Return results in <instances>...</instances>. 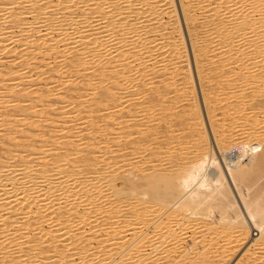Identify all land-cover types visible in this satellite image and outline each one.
<instances>
[{
  "label": "bare ground",
  "instance_id": "bare-ground-1",
  "mask_svg": "<svg viewBox=\"0 0 264 264\" xmlns=\"http://www.w3.org/2000/svg\"><path fill=\"white\" fill-rule=\"evenodd\" d=\"M20 0H0V35L2 36V35H4V38H0V48L1 49H7V47H8V43H14L15 42V40H16V42L20 39L19 38V36L17 37L16 36V34H15V29L14 28H20L19 30H20V32H18V34L19 33H21V30H24L27 34H26V36H24V35H22L25 39H27V38H29V37H32L35 33L38 35V37H34V36H36V35H34L33 37V39H31V42L32 43H30V45H29V43H28V46H29V49L31 50L30 51V53L32 52V47H31V45H36V48L38 47L39 48V50H42V49H44V48H42V47H45V48H47V49H49L50 48V50L51 49H56L57 47H56V44H57V42H59V41H61V40H64V41H66L67 42V40H69L70 42H68V43H71V42H73V43H75V44H73V45H75V49H76V47H77V52L76 53H72L73 55H74V57L76 58V57H83V59L81 60V62H85L84 64H82V63H79L80 62V58H78V59H76V61H74V59H73V57L70 59V58H68V59H65V60H68V61H71L70 62V64L71 63H73V61H74V63L76 62L77 63V60H79V62H78V65H79V67H77V70L80 68V64H82V69L83 70H87V69H89V70H92V72L94 73V72H97V77H96V75H95V77L94 78H98L99 77V79H100V81L99 82H105V83H107L106 82V78H108V79H112V76L110 75V74H108L107 72H106V70L108 69V68H110L111 67V65L113 66L114 65V63H117L116 61H118V62H122V61H124V63H121L122 65H123V69H122V72H121V75L119 74L120 73V71H119V73H118V70H117V72L116 73H118V76H113L114 77V81H111V79L109 80V81H111V83L109 82V83H107V84H103V88H101V90H100V92H99V94H100V99L101 100H103L105 97H107V98H105L103 101V105H104V108H105V105L107 104L106 102H107V100L106 99H109L110 97H112V98H114V99H116V100H118V101H116L115 102V104L118 102V104H117V106H114V107H117V108H113V105L111 106L113 109V111L110 109L111 107H108V105L110 104V103H108L107 104V106H106V108L107 109H105V110H111L110 112H107L106 111V113H105V110L104 111H101V113L102 112H104V116L106 117V120L107 119H112V121H114L115 122V124H117L118 126H120L121 127V129L122 130H120L119 129V127H118V129L116 128L115 130H114V128H113V131L114 132H116L115 133V135L117 134V132H118V134H117V136H114V134H111V135H113V137H112V139L115 137L116 139L118 138V140H120V142H118V143H120V144H122V142H124V144L126 145V147L127 146H129V148L133 145H135V144H137V143H134L133 142V140H132V142H131V145H130V141H129V143H128V141H127V136H129L128 138H130L131 137V135H132V133L134 132L132 129L133 128H138L139 126H138V123L137 122H139V120H141V119H139V117L137 118V117H134V116H131L130 114H128V112H130L129 111V109H128V107L130 108V110L132 109V107L130 106L131 105V103H135V102H133V99L132 98H134V97H132V96H130L129 95V97H132L131 99V101H129V102H131L130 104H129V102L126 100V103H125V101L124 102H119V101H121L122 99L124 100L125 98H127L126 96H124L123 98H122V96L124 95H122L121 94V92H120V90H122V91H124V89L123 88H125L126 87V85L128 84V82L131 80L132 81V83L133 82H137L138 80L137 79H139V78H137V79H135L136 81H133L134 79L133 78H136V77H134V76H136V74H138V72L140 71V69H143L144 67H142V68H140V66H139V68H138V72H136V74L134 73V76L133 75H130V77L131 76H133L130 80H129V74L132 72L131 70L133 69V68H137V66H133V68H132V66L130 67V65L132 64V62H133V60L134 59H142V57H144V56H146L147 55V53H149L150 54V51H151V49L153 48L152 47V43L154 42V40H151V39H154L153 38V36H152V34H154L153 32H154V30L156 31V27L158 26V27H162V26H164L165 27V25L167 24L168 25V23L170 22H168V21H166V23H165V21H163L164 22V25H161L162 23L160 22V20L163 18V16H162V18H161V15L165 12L166 13V7H165V5L167 4V5H169V4H171V7L169 8V6H168V12H169V14L167 15L168 16V19L167 20H171L172 19V16H175L176 15V13H177V15L179 14L178 12H177V1L175 2V0H58V4H59V6L61 5V7H62V9L65 11L66 9H67V11L66 12H68L69 11V9H73L72 11H74V9H75V12H77L78 10H76V8L78 9H81V11L79 10V12H80V14H77V13H75V12H71L72 14H65L64 13V16H62V14L60 15L61 17H62V19H60L59 18V15H58V13L57 14H55V15H50L49 13H51V14H53L52 13V8H54L52 5H50L49 3L50 2H48L49 0H26V1H28V5L27 6H29L28 8V11H25V9H24V11H18V9L20 10L21 9V7L19 8H17L16 6H17V3L19 2ZM26 1H23L24 3L26 2ZM57 1V0H56ZM89 1H91V3H88ZM188 1H190V0H188ZM191 1H193V0H191ZM203 1V0H202ZM205 1V0H204ZM204 1H203V3H204ZM207 1V0H206ZM205 1V2H206ZM209 1H212V0H209ZM52 2L53 3H56V2H54L53 0H52ZM194 2V1H193ZM197 2V1H196ZM217 4H216V3ZM215 2H214V0H213V3H215L217 6L216 7H211V11H212V9H213V12L212 13H214V14H211V11H209L210 12V14L212 15V16H210L209 15V12H208V10L206 11V12H208V13H206L205 11V13H206V15H208V16H210L212 19H213V16H216V17H214L215 18V20H213V22H212V20H211V25H213L214 26V24H215V26L216 27H214V28H216V29H214V33H216L215 32V30L217 31V36H216V34H215V37H220L221 39V45L220 44H216L217 42L219 43V38H218V40L215 42V44H216V46L218 47V46H220V47H222L223 49L221 50L222 51V54H226V57H225V55H224V59H222L221 60V58L223 57V56H221V55H219V54H217L219 57L221 56V58H219L218 56V58L221 60V62H216L215 64H213V67L216 65H219V63H220V67H218L217 66V70L216 71H214V72H219V75H221L222 74V76L224 75L223 73H220V71H222V67L223 66H229V65H231V64H237V67H235L236 66V64L233 66H231V68H233L234 70H229L230 69V66H229V68H227L228 69V75L230 76V71H232V74L233 75H235L234 77H232V76H230V78H229V80H228V82H230L232 79L231 78H233V80L235 79V81H233L232 80V82H233V88L232 87H230L229 85L231 84L232 85V82L231 83H229L228 84V82H227V84H228V87H225L226 86V84H220L219 82H217V83H215L216 85H218V84H220V88H221V86H222V90L221 89H219V90H221V92L219 93V92H217V93H213L215 96H214V98H216L215 100H213V101H216V102H214V103H218L219 105H220V103L222 104V102H221V100L223 99V98H221V100H220V103H219V101H218V98L216 97V96H221L220 94L222 93V91H223V85H225L224 87H225V89L226 90H224L223 91V95L222 96H224V93H225V91H227V89L228 88H230L231 90L230 91H232V90H234V83L236 82V84H238L239 85V87H238V85L236 86V88H235V91L236 90H238V88H239V90H242V92L245 90V89H247V91L248 90H250V89H252V90H250L251 92H249L248 93V96L246 95V93H247V91H246V93H245V95L244 96H242L243 94L242 93H240V94H242V95H239V96H242V97H240V98H238L239 100H236V102H233V104L231 105V103H232V101L230 102V104H229V102H226V101H228L230 98H228L231 94V97H232V99L234 98V96H233V93L235 92H231V94L227 97L226 95L224 96V99H226V97L228 98V99H226V103L227 104H229V105H227L226 107H224L223 106V108L221 109V111H222V114H223V120L221 121L222 123H220L219 124V120H218V124L215 126V130H216V134H215V137H213L214 138V140H212L211 139V137L209 136V133L207 132V128H206V123H205V120H204V118H203V116L201 115V111H199L200 109L199 108H201V106H200V104H199V100L198 99H195V101H194V103L192 104L193 105V107H194V109H196V111H197V113L196 114H198V111L200 112L199 113V115H198V119H199V121L197 122V127H198V125H200L201 127V129L196 133V134H193V130H191L192 129V127H190L191 129H190V131L192 132V133H190V134H188V137H189V139H188V141H181L180 139V137H179V139H178V142H176V144L173 142V141H170V137H169V139H168V142L167 141H165L166 142V150H165V148L164 147H162V148H164L163 150L164 151H161L162 149L160 148L161 147V145H157V148L155 149V148H153L152 149V145L150 146V144H152L150 141L151 140H149L148 142H150V143H146V142H143L144 144H145V146H146V148H147V146H148V144H149V146L151 147V149H150V151L148 152V155H150V159H148V160H143V159H141V157H142V154L138 151L139 149H140V147L142 148V146L144 147V144L141 146L140 145V147H139V149L138 148H136V147H138L137 145H135L134 147L135 148H132L133 149V151H138V152H134V153H136V154H132L133 156L135 155V156H137V154H138V156L140 155V157H138V158H140V159H127V157L126 156H123L124 157V159H123V157L122 156H120V158H122L121 160H123V161H118L116 158V161H114V163H112V164H109V165H113V167H112V169L110 170V173L108 174V175H105V174H107L108 172H102V170H98V169H96V170H94L93 168H95L96 166H98V165H95V163H97V162H95L93 159H91V158H89L88 157V154H84V156H77L78 154H80V153H84V152H82V147L80 148L79 146H82V145H85V143L84 144H80L82 141H84V140H77V138H76V140L78 141V142H80V143H78L77 141L75 142V136L73 137V139L74 140H72L71 138H72V136H71V138H70V136H67V138H64V140L66 139V140H68V141H71L72 140V142H70V145H69V142H68V145L70 146V148L72 149L74 146H77V148L76 147H74L75 149H78V151H79V153L76 155L75 153V158L74 159H77L76 157H79V158H82L81 160L78 158V163H81V162H85V164H86V166L87 167H93L92 169L94 170V171H96V173H97V177H96V173H95V178L93 179V182H94V180L97 178V183H95V184H91V185H89V184H87V181H85V180H83V182H82V180L81 179H85L86 177V175H82L81 177H85V178H81L80 179V175H81V171H83V170H81L80 171V173H78V172H76V171H74V170H71V168H70V166H69V168H65L66 170H61L60 169V166H58L57 164H59V162L58 161H56L55 160V157H53V159L52 158H50V159H52V162H50V163H52L53 165H57V167L55 166V169H57V170H55L54 168H52L54 171H57V172H52V170H50V167H48L49 165H50V163H44V162H46L44 159H42L43 158V156L44 155H42V157H41V161L42 160H44V162H42V164L40 163V162H38L37 163V161H36V163H34V159L35 160H37L38 158H39V152H37L38 150V148L36 149L35 147H34V150L38 153V154H35L36 155V158H37V156H38V158L36 159V158H28L27 156L23 159H20V161L17 163V164H12V165H10V163H9V165H6V164H4V161L5 160H7L8 159V157L9 156H11V154H13V153H17V152H15V150H16V148L15 149H12L11 147V151L12 150H14L13 152H11L10 150H8V149H6L4 152L5 153H7L6 155H9L10 154V152H11V154L7 157L6 155H4V157L6 156L7 157V159H6V157L4 158L3 156H2V154H1V159H2V161H1V159H0V206L2 205V206H5V207H3V208H1L0 207V220L1 219H3V213H2V211L4 210V209H9L10 208V210L12 209V208H16V210L14 211V212H16L17 214H18V209H20L21 211H19V212H21L22 214H25L24 212H22V211H24V210H26L25 212H29L28 214L30 215V213H31V215L33 214V216H35L34 214L36 213L37 215H39V216H41V218H43L44 217V219H41V220H46L47 218H48V216L46 215V214H44L43 215V210H42V205L43 204H41V203H44V205H46V206H44L45 208H43L44 209V211L46 212V210L47 209H51L54 205H58V204H60V206H61V203L59 202L61 199H65V200H68V198H69V200L70 201H68V203L69 202H71V200L72 199H70V196H71V198H73L74 200H75V196H79L78 195V193L79 194H81V196H80V200H78V201H80V202H82L83 201V203H80V205L81 204H84V203H86V202H84L85 200H86V198L88 197L89 198V196L88 195H95V196H91V197H94L95 199H96V195L97 196H99V200H97V201H94L92 198H90L91 200H93L92 202H98V201H103V199H105V198H107V197H105V191H104V189H106L105 187H107V188H109V191H112L111 193L113 194V195H111V196H113L115 199H113V200H111V202H109V207H106V208H103V206L101 207V206H91L90 205V203L91 202H89L88 203V198H87V203H88V205L86 204V207H87V209L85 208V206H82V207H84L85 209V211L83 210H80L79 211V209H75V213H76V216L78 217V219L80 220V222H82V225L80 226V227H83V228H85V226L83 225V224H89V233H91L92 232V229L93 228H96L95 226L97 225L98 227H100V228H98V229H100L101 231H102V233H101V231L99 232L100 234H98V235H101V236H98V235H96L97 233H95L94 231H93V233H95V234H92L91 233V235L92 236H94L95 235V237L96 236H98V237H101V239H98L97 241L95 240V243L97 244V242H98V245L97 246H93V247H96V248H93V250H92V247H89L90 245H92L91 243V240L92 239H90V238H92L91 236L89 237V235H88V239H83L82 240V242H84L83 243V246H81L80 248L79 247H77V245H76V243L77 242H75V240H74V243H72V241H71V245L70 246H72V244H73V247H69V244L70 243H67V239L69 240V239H71V236H72V233H67L66 234V232H64V231H62V232H60V234L59 233H57V230H56V232L55 233H57L56 235L58 236V238H57V236L56 237H53L52 235H54V231L52 232V230H50V234H52V235H50V234H47V233H45V234H47L48 235V239H46V241L45 240H40L41 238H44V236H43V234L41 235L42 237L39 239V241H36V242H39L38 243V252L39 253H43V252H46V254L48 253V252H50L51 253V251H53L52 253H53V258L55 257V259H53L52 258V260L54 261V260H56V261H58V262H62V263H65V261H67L69 258H71L72 256H75L74 254L76 253V252H73L75 249H79V251H80V255L81 256H79L80 257V261L78 262V263H80V264H88L87 263V259H90V258H92V256H93V258H96V259H94L93 260V262L94 261H96V262H94V264H104V263H102V262H108L107 264H144V262L145 261H147V260H150L151 258H152V256H158V257H156V258H159V259H157L158 261L160 260L161 261V259L162 258H166V259H170L171 260V263L170 264H178V262L176 263V261H177V259H175V258H177L178 256L180 257V256H182V258L180 259V258H178V261H180L181 262V260H182V262L180 263V264H215V262H219V263H222V261H224V258H227V259H229L228 257L230 256V255H232L233 253H234V251H235V248H236V246L237 245H241V244H243V243H240V244H238L240 241H243V240H245V241H243V242H245L246 243V245H247V242H250V245H249V247L248 248H246L245 249V251L242 253L243 254V257H242V259L241 258H239V262L237 263V264H259V263H257V262H259V261H257V260H259L260 259V261H261V258L264 256V0H215ZM20 3V2H19ZM22 3V2H21ZM23 3V4H24ZM56 3V4H57ZM169 3V4H168ZM202 5H204L202 2H200ZM208 3H210V2H208ZM57 4V5H58ZM194 4V3H193ZM198 5H199V2L197 3ZM197 4H195L196 6H192V8H196L197 7ZM215 4H214V6H215ZM19 5V4H18ZM20 5H22V4H20ZM25 5V4H24ZM25 5V6H26ZM53 5H55V4H53ZM178 5H180V7H181V9H184L183 11H184V19L186 20V22H187V20L188 19H190L191 17H190V15L192 14V13H194L193 11H191V12H189V8L190 9H192L191 7H189L188 8V5H192L191 3L189 4L186 0H179V2H178ZM201 5V6H202ZM56 6V5H55ZM209 6H211V4H209V5H207L206 4V7H208V9L210 10V8H209ZM165 7V8H164ZM200 7V6H199ZM204 7H205V5H204ZM24 8V7H23ZM202 8H203V6H202ZM57 9H59V8H57ZM56 9V10H57ZM204 10H205V8H203ZM203 9H199L198 8V10H196L197 12L198 11H200V12H202L203 11ZM23 10V9H22ZM162 10H165L163 13H162ZM194 10V11H195ZM59 11V10H58ZM195 11V12H196ZM167 12V13H168ZM203 12V13H204ZM35 14L34 15V17H33V20H29V18H27V16H29L30 14ZM62 13V12H61ZM69 13V12H68ZM186 13H189V14H186ZM202 13V14H203ZM28 14V15H27ZM40 14H42V17L44 16V15H46L47 14V16L45 17V19H43L42 20V24H38V21H36V19H37V16L38 15H40ZM196 14V13H195ZM199 14V16L197 17V18H203V16L204 15H202V14H200V13H198ZM66 15H68L69 17H67V18H64ZM180 15V14H179ZM202 15V17H200ZM205 15V16H206ZM33 16V15H32ZM193 16V15H192ZM204 16V17H205ZM208 16H206L205 18L206 19H208V18H210V17H208ZM39 17V16H38ZM41 17V16H40ZM41 17V18H42ZM43 17V18H44ZM177 18L179 17V16H176ZM41 18H39V19H37V20H40ZM91 18H93V19H91ZM183 18V17H182ZM205 18H203V19H199L198 21L200 22V26L202 27V26H204L203 24H204V20H205ZM31 19V18H30ZM83 19V20H82ZM179 20V19H178ZM177 20V21H178ZM180 20H181V18H180ZM184 20V21H185ZM191 20H193V19H190V21ZM81 21H83V22H81ZM201 21H203V22H201ZM6 22V23H5ZM78 22L79 23H83V24H85L84 26H81L82 24H78ZM94 22V23H93ZM175 22V21H174ZM192 23H194L193 21H191ZM190 22V23H191ZM205 22H206V20H205ZM208 22H210V21H208ZM2 23H5L6 25V27L8 26L9 28H11L10 29V31H6L5 32V34L3 33L4 31H2L3 29V27L1 26L2 25ZM172 23V22H171ZM177 23H179V21L177 22ZM177 23H176V28L174 29V30H177L176 32H174V34H176L177 33V37H175V38H177L176 40L178 41H180L179 43H181V45H179V44H177L178 42H176V40H175V47H174V44H173V49H172V52H173V55L175 56V57H181L182 59H189V57L188 56H190L189 55V48H187V47H185V46H183V44H184V42H186V41H183V34H184V32L183 31H181V29H182V27L180 28L178 25H177ZM191 23V24H192ZM201 23H203V24H201ZM207 23V22H206ZM8 24V25H7ZM77 24L78 25H80L81 27L79 28V26H77ZM179 24H182V23H179ZM190 24V25H191ZM196 24V23H195ZM208 24V25H207ZM205 26L206 27H203L202 29H208V30H203V35H205V33L207 34L208 32H211L210 30H212L213 31V28L212 29H209L208 27H210L209 26V24L210 23H207ZM154 25H156V26H154ZM166 25V26H167ZM187 25V24H186ZM192 26H193V24H192ZM199 26V27H200ZM2 27V28H1ZM42 27H43V29H42ZM190 27V26H189ZM196 28V27H195ZM211 28V27H210ZM17 29V30H18ZM192 29H194V28H192ZM5 30V29H4ZM14 30V31H13ZM157 30H158V28H157ZM173 30V31H174ZM183 30V29H182ZM195 30V29H194ZM197 30V29H196ZM196 30H195V33H196ZM199 30H200V28H199ZM24 31H23V33H24ZM162 31V28H161V30L160 31H158V32H161ZM206 31V32H205ZM208 31V32H207ZM166 32V31H165ZM183 32V33H182ZM194 33V31L192 30L191 31V33ZM205 32V33H204ZM152 33V34H151ZM172 33V32H171ZM192 33V34H193ZM48 34H51V36H52V34H53V36L50 38V39H45L46 37H44L43 38V36L44 35H48ZM151 35V39L149 38L150 36H148V35ZM198 34V33H197ZM210 33H208V35H209ZM161 36H162V34H160ZM159 35V36H160ZM164 35V34H163ZM169 35V34H168ZM211 35H213V33L211 32V34H210V36ZM155 36V35H154ZM156 36H157V32H156ZM155 36V37H156ZM185 36V35H184ZM193 36V35H192ZM197 36V35H196ZM196 36H195V38H196ZM198 36H199V34H198ZM200 36H202V35H200ZM22 37V38H23ZM174 37H172V38H174ZM190 37V36H189ZM194 37V36H193ZM215 37L214 38H211V39H214L215 40ZM17 38H19L18 40H17ZM156 38H158V37H156ZM161 38V37H160ZM170 38V40H168V41H173V39H171V37H169ZM202 38H204V37H202ZM206 38V37H205ZM15 39V40H14ZM65 39H67V40H65ZM163 38H161V40H162ZM190 39H192V38H190ZM196 39H199V38H196ZM201 39V38H200ZM23 40V39H22ZM38 40V41H37ZM159 40V39H158ZM194 40V43H195V39H193ZM6 41H8L7 43H6ZM14 41V42H13ZM33 41H36V42H40L39 43V45H38V43H35V42H33ZM63 41V42H64ZM157 41V40H156ZM163 41V40H162ZM166 41L167 40H165V47H167V44H170L169 42L168 43H166ZM197 41V40H196ZM203 42V44L207 41L208 42V40H202ZM213 41V40H212ZM27 42V41H26ZM199 42V41H198ZM210 42H211V40H210ZM209 42V43H210ZM20 43V42H19ZM18 43V44H19ZM23 43H25L24 41H23ZM35 43V44H34ZM159 43V42H158ZM191 43H193V41L191 42ZM193 43V44H194ZM201 43V42H200ZM200 43H197L198 45L200 44ZM202 43H201V45H202ZM214 43V42H213ZM207 46H209L208 45V43H205ZM20 45H23V44H21L20 43ZM38 45V46H37ZM67 44H65V47L67 48V46H66ZM117 45H118V47H117ZM155 46H157V47H155V50H157V49H159V47H161L160 46V44H158V45H156V44H154ZM201 45H200V47H201ZM213 45V44H212ZM212 45H211V47L210 48H213L212 47ZM25 46V45H24ZM27 46V45H26ZM26 46L24 47V48H26ZM79 46H81V47H79ZM163 46V45H162ZM169 46V45H168ZM172 46V45H171ZM195 46H196V44H195ZM65 47H63V48H65ZM69 47V46H68ZM71 47V48H70ZM69 48H68V51L70 50L71 51V49H73V46L71 45ZM206 46H203L202 45V48L204 49L203 50V52L202 51H200L201 53H207L205 50H208V48L206 49L205 48ZM9 48H12V50L13 49H15V48H13V47H9ZM8 48V50H10L11 51V49H9ZM20 48V47H19ZM40 48H42V49H40ZM65 48V49H66ZM157 48V49H156ZM172 48V47H171ZM215 48V47H214ZM213 48V50H219L220 48H218V49H214ZM0 49V50H1ZM28 49V50H29ZM33 49H35V48H33ZM60 50H61V48H59ZM168 49H169V47H168ZM197 49V48H196ZM200 50H201V48H199ZM198 49V50H199ZM4 50H1V51H4ZM24 50H26V49H24ZM36 50L37 49H35L34 51H33V53L35 54V52H36ZM39 50H37L38 52H39ZM56 50H58V49H56ZM59 50V51H60ZM210 50V49H209ZM208 50V51H209ZM213 50H211V51H213ZM6 51V50H5ZM14 51V50H13ZM45 51H49V50H45ZM45 51L43 50V51H40V52H42V54H43V52L45 53ZM51 51H53V50H51ZM64 52L65 51H67V49L66 50H63ZM154 51V50H153ZM167 51V50H166ZM190 51H193L194 52V54L196 55V51L193 49V45H192V49L190 50ZM205 51V52H204ZM210 51V54L211 53H215L214 55H213V57H215V55H216V53L218 52V51H214V52H211ZM220 51V50H219ZM16 52V51H15ZM14 52V53H15ZM24 52V51H23ZM22 51H20V52H17V54L19 55V53L21 54V53H23ZM26 53H27V51H25ZM38 52H36L37 54H39ZM54 52H55V50H54ZM54 52H51V53H54ZM57 52V51H56ZM55 52V53H56ZM62 52L63 54H61V55H65V53L66 54H68V52ZM72 52V51H71ZM155 52V51H154ZM158 52H159V50H158ZM168 52V51H167ZM1 53H4L5 54V52H1ZM7 53V52H6ZM48 53V52H47ZM151 53H153L152 51H151ZM200 53V54H201ZM219 53V52H218ZM12 54V53H11ZM16 53L14 54L15 55V57L17 56L18 58H20L18 55H17ZM34 54H32V55H34ZM37 54H35L36 56H37ZM46 54V53H45ZM71 53H69L68 55H72ZM153 54H155V53H153ZM163 54V53H162ZM198 54V53H197ZM199 54V55H200ZM208 54V53H207ZM207 54H205V55H207ZM220 54H221V52H220ZM3 55V54H2ZM1 54H0V56H2ZM7 55H10V52H8L7 54H6V56ZM23 55V54H22ZM48 55H50V54H48ZM52 55H54V54H52ZM51 55V56H52ZM68 55H66V56H68ZM72 55V56H73ZM173 55H171V56H173ZM204 55V54H203ZM31 56V55H30ZM55 56V55H54ZM57 57H59L60 55H56ZM151 58H153L154 57V55H149ZM148 56V57H149ZM202 56V55H201ZM23 57V56H22ZM28 57H29V55H28ZM33 57V56H32ZM32 57H30V58H32ZM62 57V56H61ZM86 57L87 58H90L92 61H93V64H95V65H93V64H91V66L89 65L88 66V63H89V61L86 63V60L85 61H83L84 59H86ZM147 57V58H148ZM174 57V58H175ZM212 57V56H211ZM212 57V58H213ZM217 57H216V59H217ZM24 58H27L26 57V55H25V57H23V60H24ZM36 58V57H35ZM43 58V57H42ZM52 58V57H51ZM64 57H62V59H63ZM169 58V57H168ZM180 58V59H181ZM197 58H199V57H197ZM205 58V57H204ZM211 58V59H212ZM13 58L11 57V60H12ZM16 59V58H15ZM28 59V58H27ZM38 59V58H37ZM36 59V60H37ZM61 59V58H60ZM130 59H132V60H130ZM156 59V58H155ZM170 59V58H169ZM178 59V58H177ZM176 59V60H177ZM202 60H203V58H201ZM208 59L209 60H211L209 57H208ZM215 58H214V61L216 60ZM0 60H2L1 58H0ZM5 60H6V58H5ZM30 61H32V59H29ZM34 60V59H33ZM36 60H34V61H36ZM41 60V59H40ZM46 60H48V59H46ZM50 60V59H49ZM52 60V59H51ZM55 60H56V58H55ZM58 60V59H57ZM65 60H63V61H65ZM143 60V59H142ZM152 60H154V59H152ZM164 60V59H163ZM167 59H165V61H166ZM171 60V59H170ZM175 60V61H176ZM190 60V59H189ZM224 60V61H223ZM225 60H226V62H225ZM10 61V60H9ZM20 61H22V60H20ZM19 61V62H20ZM38 61V60H37ZM53 61V60H52ZM60 61H62V60H60ZM62 61V62H63ZM135 61V60H134ZM141 61V60H140ZM144 62L145 61H147V62H149L147 59H145V60H143ZM164 61V62H165ZM172 61H174V59L172 60ZM171 61V62H172ZM208 61V60H207ZM213 61V60H212ZM212 61L209 63V65L212 63ZM213 61V62H214ZM217 61V60H216ZM219 61V60H218ZM222 61L225 63V64H223L222 63ZM19 62H16V64L17 63H19ZM24 62V61H23ZM22 62V63H23ZM42 62H44V59H43V61ZM61 62V63H62ZM160 62V61H159ZM170 62V63H171ZM181 62V61H180ZM183 62V61H182ZM185 62V61H184ZM187 63H188V61H186ZM186 62H185V64H186ZM200 62V61H199ZM1 63V62H0ZM2 63H3V61H2ZM0 64V65H3V64ZM15 63V62H14ZM21 63V64H22ZM39 63V62H38ZM47 63V62H46ZM59 63V62H58ZM75 63V64H76ZM137 63V62H136ZM157 63H158V61H157ZM168 63H169V61H168ZM191 62H189L188 64L190 65V67H192L191 66V64H190ZM202 62H200V64H201ZM204 63L205 64H202V65H207L206 67H208L209 65H208V63L207 62H205L204 61ZM207 63V64H206ZM218 63V64H217ZM15 64V65H16ZM44 64H45V62H44ZM48 64V63H47ZM49 64H50V62H49ZM48 64V65H49ZM75 64H71L72 66H77V65H75ZM85 64H87V65H85ZM140 64L141 65H143L142 64V62H140ZM145 64V63H144ZM166 64H167V61H166ZM166 64H164V65H166ZM199 64V63H198ZM199 64V65H200ZM35 65H38V64H35ZM97 65V66H96ZM164 65H163V67H164ZM176 65V64H175ZM197 65V64H196ZM22 66V65H21ZM21 66H20V69H21ZM25 66H27V65H25ZM24 66V67H25ZM39 66V65H38ZM41 66V65H40ZM47 66V65H46ZM45 65H44V68L46 67ZM56 66V65H55ZM92 66H93V68H92ZM117 66V65H116ZM119 66V65H118ZM117 66V68H119ZM145 66H147V65H145ZM150 66V65H149ZM198 66V65H197ZM0 67H2V66H0ZM4 67V66H3ZM0 68L1 70H5L4 68ZM9 67H11V65L9 66ZM36 67V66H35ZM42 67H43V65H42ZM42 67H40V68H42ZM48 67V66H47ZM57 67V66H56ZM55 67V68H56ZM58 67H59V65H58ZM58 67H57V69H58ZM94 67H96V68H94ZM152 67V66H151ZM167 67V66H166ZM183 67V66H182ZM181 67V68H182ZM200 67V66H199ZM206 67H204V68H206ZM226 67H224V70H225V68ZM37 68V67H36ZM53 67H52V65H51V70H53L52 69ZM54 68V69H55ZM147 68V67H146ZM145 68V69H146ZM156 68V67H155ZM155 68H153V69H155ZM157 68H158V66H157ZM156 68V69H157ZM161 68V67H160ZM203 68V67H202ZM203 68V70H205ZM209 68L211 69V67L209 66ZM219 68H222L221 70H218ZM12 69L13 68H11V71H12ZM59 69H60V67H59ZM64 69V68H63ZM66 69V68H65ZM70 69V68H69ZM68 69V70H69ZM75 69H76V67H75ZM74 69V70H75ZM111 70V74L112 73H114L113 72V70L112 69H114V71H115V69L116 68H110ZM147 69H149V67L147 68ZM153 69H151V71H153ZM174 69H177L176 67L175 68H173V70ZM179 69H180V67H179ZM179 69H177V70H179ZM184 70H185V68H183ZM182 69V70H183ZM189 68H188V66H187V73H190L189 72V70H188ZM199 69H201V67L199 68ZM199 69H197V71L199 70ZM207 69V68H206ZM209 69V70H210ZM215 69V68H214ZM226 69V70H227ZM10 70V69H9ZM14 70V69H13ZM17 70H18V68H17ZM16 70V71H17ZM23 70V69H22ZM21 70V71H22ZM43 70V69H42ZM41 70V71H42ZM109 70V69H108ZM134 70V69H133ZM137 70V69H136ZM161 70H162V72H164V70H163V68H161ZM167 71H170L169 69H166ZM183 70V71H184ZM185 70V71H186ZM208 70V71H209ZM223 70V71H224ZM15 71V72H16ZM20 71V70H19ZM20 71V72H21ZM31 71V70H30ZM38 71V70H37ZM45 71V70H44ZM54 71H56V70H54ZM61 70H59V71H57V72H60ZM72 71V70H71ZM76 71V70H75ZM143 71H144V69H143ZM151 71H149V72H151ZM179 71H181V70H179ZM191 71V70H190ZM212 71V70H211ZM211 71H209L210 73H211ZM5 72V71H4ZM20 72H16L17 74H19ZM23 72H24V70H23ZM29 72V71H28ZM28 72H26V74L28 73ZM46 72H49L50 73V71L48 70V71H46ZM65 72H66V70H65ZM78 72H81V71H79L78 70ZM91 72V71H90ZM134 72V71H133ZM149 72H146L145 71V73H149ZM160 71L159 70H157V73H159ZM171 72H172V70H171ZM178 72V71H177ZM192 72V71H191ZM203 72V71H202ZM205 72V71H204ZM12 73H13V71H12ZM12 73H11V75H12ZM16 73H13V74H16ZM38 73H40L41 74V72L39 71ZM38 73H36V74H38ZM43 73V72H42ZM45 73V72H44ZM61 73H62V71H61ZM71 73H73V72H71ZM76 73H77V71H76ZM141 73H143V72H140V74ZM156 73V71H155V74H157ZM174 73V72H173ZM173 73H172V75H171V73L170 74H168L173 80L176 78H173L172 76H173ZM176 73V72H175ZM198 73H199V71H198ZM200 73H201V71H200ZM205 73H207V72H205ZM204 73V74H205ZM217 73H215V74H217ZM1 75H6V73L5 74H3V72L2 73H0ZM7 74H8V72H7ZM22 73H20L19 74V77L20 78H18V79H23L22 78V75H21ZM23 74H25V73H23ZM30 74V73H29ZM28 74V75H29ZM60 73H58L57 75H59ZM62 74H64V73H62ZM78 74V73H77ZM79 74H82V73H79ZM151 73H149V75H148V77H150L151 75H150ZM191 74V73H190ZM201 74H203V73H201ZM214 74V75H215ZM231 74V75H232ZM39 75V74H38ZM74 75H76V74H74ZM94 75V74H93ZM99 75V76H98ZM110 75V76H109ZM120 75V76H119ZM154 75V74H153ZM152 75V77H153V79H156V78H154V76ZM175 75V74H174ZM182 75V74H181ZM180 75V76H181ZM192 75V74H191ZM207 75V74H206ZM205 75V76H206ZM218 75V74H217ZM225 75H226V77L228 76L227 74H226V72H225ZM224 75V76H225ZM2 76V77H3ZM18 76V75H17ZM35 76V75H34ZM41 76V75H40ZM40 76L38 77V78H40ZM43 76V75H42ZM46 76H47V74H46ZM51 76V75H50ZM49 76V77H50ZM68 76V75H67ZM72 76V75H71ZM86 76V75H85ZM91 76V77H90ZM182 76H185V78H187V76L186 75H182ZM189 76V75H188ZM203 76V75H202ZM202 76H200L201 78H202ZM212 76H213V74H212ZM222 76H220V77H222ZM223 76V78H221V80H223L224 78H226V77H224ZM5 77V76H4ZM24 77H25V75H24ZM44 78H46L45 76H43ZM65 77V76H64ZM76 77V76H75ZM80 76H78V78H79ZM89 77L91 78H88L87 80V83H90V82H92L91 80H93V76H92V74L90 73V75H89ZM139 77V76H138ZM145 77H147V76H144L143 77V79L145 78ZM164 77V76H163ZM170 77H168L169 78V82H170V85H169V82L167 83V81L165 82V83H167L166 85H164V86H166L165 88H167V87H169L170 89H171V87H172V85H171V78ZM193 77V76H192ZM200 77H199V75H198V78L200 79ZM214 77V76H213ZM220 77H217V79L216 80H219L221 83H224L225 81H221L220 80ZM26 78V77H25ZM28 78V77H27ZM36 77H34V79H35ZM44 78H40L39 80H41L42 82H43V79ZM68 78V77H67ZM73 78H74V76H73ZM77 78V77H76ZM77 78V79H78ZM85 78H87V77H85ZM116 78V79H115ZM118 78V79H117ZM158 78H159V76H158ZM166 78V77H165ZM184 78V77H183ZM185 78H184V80H185ZM190 78V77H189ZM203 78H204V76H203ZM206 78H208V77H206ZM204 79L205 80V83H206V81L209 79ZM219 78V79H218ZM16 79V78H15ZM30 79V78H29ZM31 79H33V78H31ZM34 79H33V81H34ZM49 79V78H48ZM61 79H63V78H61ZM69 79V78H68ZM77 79H75L76 81H77ZM133 79V80H132ZM149 79V78H148ZM153 79H151V77H150V79H149V81L151 80H153ZM160 79V78H159ZM177 79V78H176ZM194 79V78H193ZM193 79H192V82H194L195 83V81H193ZM215 79V78H214ZM36 80H37V78H36ZM59 80H60V77H59ZM64 80H65V78H64ZM96 79H95V81H97ZM160 80H162V79H160ZM165 80H167V79H165ZM164 80V81H165ZM173 80H172V82H173ZM179 80V79H178ZM195 80V79H194ZM203 80V79H202ZM215 80V81H216ZM8 81V80H7ZM13 81V80H12ZM11 81V82H12ZM17 80H15V82H16ZM33 81H31V82H33ZM63 81V80H62ZM72 81V83L74 82L73 81V79L71 80ZM71 81H70V83H71ZM75 81V82H76ZM82 79L78 82V83H82ZM86 81V80H85ZM85 81H83V85H84V82ZM90 81V82H89ZM139 81H143L144 82V84H143V86H141L140 88H139V86L138 87H136L135 89H137V88H139V89H141V95H142V93L143 94H145V93H147V92H153V90H154V88H149L150 89V91H149V89L147 88V87H144V86H147V83H145V82H147V81H144V80H140L139 79ZM148 81V84L150 85H152V86H155L156 85V83H154V85H153V83L151 82H149ZM163 81V82H164ZM186 81V80H185ZM185 81H183V83L185 84ZM199 81V80H198ZM209 81V80H208ZM213 81V80H212ZM237 81H239V82H237ZM18 82V81H17ZM19 82H20V80H19ZM19 82H18V84L17 85H20L19 84ZM46 82V81H45ZM74 82V84L76 85V83ZM99 82H96V83H98L97 85L98 86H100V84L101 83H99ZM142 82V83H143ZM177 82H179V81H177ZM200 82H202V81H200ZM204 82V81H203ZM203 82H202V85H203ZM210 82H211V80H210ZM210 82H207V83H210ZM250 82L252 83L253 82V84L251 85L250 84ZM2 83V82H1ZM6 83V82H5ZM4 83V85H6ZM8 83V82H7ZM65 83H66V80H65ZM64 81H63V85L62 86H64ZM71 83V84H72ZM131 82H129V84L127 85V87L129 86V85H131L132 84ZM187 85H188V79H187ZM226 83V82H225ZM45 84V83H44ZM61 84V83H60ZM67 84V83H66ZM71 84H69V85H71ZM74 84H73V86H74ZM93 84H95V82L93 83ZM108 84H111V87H109L108 86ZM146 84V85H145ZM164 84V83H163ZM184 84H182V85H184ZM29 85V84H28ZM39 85H42V84H39ZM78 85V84H77ZM88 85V84H87ZM107 85V86H106ZM150 85V86H151ZM157 85H159L158 83H157ZM157 85H156V88L155 89H157L158 87H157ZM174 85H176V84H174ZM181 85V86H182ZM186 84L184 85V86H187ZM194 85H196V83L194 84ZM1 86V85H0ZM14 86V85H13ZM15 86H16V83H15ZM21 87L23 86V85H20ZM26 86V85H25ZM24 86V87H25ZM44 86V85H43ZM58 86V85H57ZM60 86V85H59ZM58 86V87H59ZM89 87H90V89L94 86H92V84H91V86L90 85H88ZM102 86V85H101ZM105 86V87H104ZM136 86H137V84H136ZM209 86V85H208ZM207 86V87H208ZM214 85H212V87H213ZM4 87V86H3ZM7 87V86H6ZM5 87V88H6ZM10 87V86H9ZM19 87V86H18ZM17 87V88H18ZM27 87V86H26ZM29 87H31V86H29ZM37 87V86H36ZM61 87V86H60ZM79 87V86H78ZM89 87H87V88H89ZM126 87V88H127ZM135 87V86H134ZM134 87H132V85L130 86V89H134ZM143 87H144V89H146L145 91L144 90H142L143 89ZM177 87V86H176ZM204 87V86H203ZM210 87H211V85H210ZM1 88V87H0ZM8 88V87H7ZM6 88V89H7ZM16 88V87H15ZM39 88V87H38ZM48 88V87H47ZM56 88V87H55ZM94 88H96V86L95 87H93V89ZM125 88V89H126ZM169 88H168V91H165L164 90V93H162L160 90H155V91H160V93H162L163 95L165 94V92L166 93H168L169 92ZM173 89H174V87H172ZM184 88V87H183ZM187 88H189V87H187ZM186 88V89H187ZM202 88V87H201ZM206 88V87H205ZM209 88V87H208ZM208 88H206V90L208 89ZM250 88V89H249ZM5 89V91H10L11 89L12 90H14L13 88H12V86H11V89L9 88V89H7L6 90ZM21 89V88H20ZM23 89V88H22ZM25 89V88H24ZM23 89V90H24ZM30 89V88H29ZM63 89V88H62ZM68 89V88H67ZM66 89V90H67ZM76 89H77V87H76ZM92 89V90H93ZM98 89V88H97ZM97 89H95V90H97ZM134 89V90H135ZM153 89V90H152ZM159 89V88H158ZM177 89V88H176ZM190 89V88H189ZM193 91L195 90V93H196V89H195V87L194 86H192V88H191ZM11 90V91H12ZM32 90V89H31ZM36 90V89H35ZM46 90V89H45ZM49 89H47V91H48ZM71 90V89H70ZM89 90V89H88ZM95 90H93L94 92H95ZM127 90H129V89H127ZM126 90V91H127ZM138 90V89H137ZM136 90V91H137ZM175 90V89H174ZM180 90V89H179ZM179 90H175L174 92H176V93H179L178 91ZM202 90V89H201ZM213 90H214V88H213ZM218 90V89H217ZM1 91V90H0ZM4 91V90H3ZM4 91V92H5ZM19 91V90H18ZM25 91V90H24ZM24 91H22V92H24ZM32 91H34V90H32ZM32 91H31V93H32ZM43 92H41L42 93V95L44 94V92L47 94L48 92L47 91H44V90H42ZM50 91H51V89L49 90V93H50ZM55 91H58V90H56L55 89ZM65 91V90H64ZM74 91H75V89H74ZM80 91H82V90H80ZM91 91V90H90ZM92 91V92H93ZM136 91H135V93H136ZM142 91H144V92H142ZM171 91V90H170ZM183 91V90H182ZM187 91V94L185 93V96H187L188 95V89L186 90ZM204 91V90H203ZM202 91V92H203ZM209 91H210V88H209ZM208 91V92H209ZM229 91V92H230ZM15 93L17 92V91H14ZM54 92V91H53ZM67 92V91H66ZM70 92H72V91H70ZM87 92V91H86ZM91 92V93H92ZM94 92H93V94H94ZM139 92V91H138ZM137 92V93H138ZM173 92V91H172ZM185 92V91H184ZM190 92V91H189ZM205 92V91H204ZM207 92V93H208ZM241 92V91H240ZM245 92V91H244ZM1 93H3V92H1ZM0 93V95H2ZM14 93V94H15ZM26 93H27V91H26ZM40 93V94H41ZM129 93V92H128ZM154 93V92H153ZM159 93V94H160ZM170 93V92H169ZM168 93V94H169ZM183 92H181V94H182ZM219 93V95H216V94H218ZM226 93H228V92H226ZM238 92H235L234 93V95L237 97L238 95H236ZM251 93V94H250ZM4 94H9V93H4ZM28 94L29 93H27V96H28ZM34 94H36V91H35V93ZM38 94V93H37ZM51 94H52V91H51ZM51 94H49L50 96H51ZM62 96L61 97H63V95L64 94H62V93H60ZM59 94V95H60ZM66 94V93H65ZM155 94H158V92L156 93L155 92ZM158 94V95H159ZM167 94V95H168ZM173 94V93H172ZM181 94L179 93V94H177V95H180V97H181ZM189 94H191V93H189ZM209 94V93H208ZM11 95V94H10ZM17 95H19V93L17 94ZM20 95H22L21 96V98H24V96H23V94H21V92H20ZM29 95H31V94H29ZM33 95V94H32ZM56 95V94H55ZM54 95V96H55ZM70 95V94H69ZM68 95V96H69ZM86 95V94H85ZM96 95V94H95ZM122 95V96H121ZM133 95V94H132ZM137 95H140V93H138ZM137 95H135L134 94V96H136L135 98V100L137 101V100H140V99H142V97L143 96H139V98H138V96ZM147 95L148 94H146V97H147ZM162 95V96H163ZM166 95V94H165ZM164 95V96H165ZM184 95V94H183ZM198 95V94H197ZM228 95V94H227ZM6 96V95H5ZM36 96H39V94L38 95H36ZM50 96H47L46 95V97H50ZM76 96V95H75ZM83 96V95H82ZM87 96H89V95H87ZM98 96V95H97ZM157 96V95H156ZM160 96V95H159ZM168 96H170V95H168ZM167 96V97H168ZM195 96H196V94H195ZM211 96H212V93H211ZM247 97V99H246V97ZM7 97V96H6ZM9 97V96H8ZM40 97V99H41V97L43 98V99H46V98H44L45 96H39ZM52 97V96H51ZM51 97H50V100H51ZM56 97V96H55ZM60 97V96H59ZM60 97V98H61ZM90 97V96H89ZM92 98H93V96H91ZM90 97V98H91ZM95 97V96H94ZM141 97V98H140ZM166 97V98H167ZM192 97V96H191ZM1 98V100L4 98V97H0ZM20 98V97H19ZM18 97L17 98H15V100L16 99H19ZM53 98V97H52ZM66 98V97H65ZM90 98H89V100H90ZM122 98V99H121ZM153 98H155L154 96H153ZM172 98V97H171ZM183 98V97H182ZM182 98H180L181 100H182ZM186 99L188 98V97H185ZM185 98H183V99H185ZM194 98V97H193ZM196 98H197V96H196ZM7 99H9V98H7ZM7 99L5 100H2V101H7ZM14 100V98H12V97H10V100ZM28 99V98H27ZM36 98H34V100H35ZM38 100H39V98H37ZM48 99V98H47ZM53 99H56V98H53ZM64 99V98H63ZM67 99H68V97H67ZM72 99V98H71ZM85 99V98H84ZM94 99V98H93ZM92 99V100H93ZM129 99V98H128ZM149 99V98H148ZM157 99H160V97H157ZM162 99H164L163 97H162ZM162 99H160V100H162ZM170 99V98H169ZM179 99V100H180ZM200 99V98H199ZM223 99V100H224ZM0 100V101H1ZM12 100V101H13ZM22 100V99H21ZM31 100V99H30ZM29 99H28V101H26V102H28L29 104L31 103V101H30ZM92 100H90V102L92 101ZM112 99H110V101H111ZM151 100V99H150ZM150 100H148V101H150ZM155 100H156V98H155ZM160 100H157V102L155 101L154 103V105H156L157 103H158V101H160ZM165 100V99H164ZM171 100V99H170ZM173 101H175V100H177V104L178 103H180V102H182V101H178V98L177 99H172ZM171 100V101H172ZM222 100V101H223ZM234 100H235V98H234ZM9 102V100H8V104H10L11 106L10 107H13L14 105H15V102H16V105L15 106H17L18 107V101H20V100H18V101H13V102ZM43 101V100H42ZM46 101V100H45ZM52 101V100H51ZM55 101V100H54ZM72 101H74V100H72ZM76 101V100H75ZM78 101L79 100H77V104H78V108L76 107V104H74L75 105V107L74 108H77V109H80L79 108V106L81 105V104H83V102L81 103L80 102V104L78 103ZM100 101V100H99ZM141 101H143V99L141 100ZM184 101V100H183ZM193 101V100H192ZM218 101V102H217ZM230 101V100H229ZM4 102H2V104L4 105ZM25 102V103H26ZM50 102V101H49ZM57 101H55V102H52V103H48V104H50V105H53L54 106V104L56 103ZM59 102H61L60 100H59ZM58 102V103H59ZM95 102V101H94ZM96 102H98V100L96 101ZM95 102V103H96ZM102 102V101H101ZM101 102H99L98 103V105H100L101 106V108H103L102 107V105H101ZM112 102H114V100H112ZM111 102V103H112ZM128 102V103H127ZM145 102V101H144ZM143 102V103H144ZM151 102H153L152 100H151ZM163 101H161V105H159V106H162V104L164 103H162ZM203 104H205V106H207L208 108H209V116L207 117V119H208V123H209V120H212L213 121V124H214V118H216L215 116H214V114L213 113H215V111L214 112H212V109L213 110H216L215 108H211V106H210V102H211V97H209V95H207L206 94V92L204 93V100H203ZM7 103V102H6ZM22 103H23V101H22ZM33 103V102H32ZM35 103V102H34ZM40 103V102H39ZM54 103V104H53ZM66 103H67V101H66ZM95 103H94V105H95ZM125 103V104H124ZM142 103V104H143ZM149 103V102H148ZM166 103H168L169 105H170V103L171 102H166ZM176 103H174V105L176 104ZM20 104H21V101H20ZM46 104V103H45ZM59 104H61V103H59ZM58 104V105H59ZM73 104V103H72ZM91 104H93V103H91ZM139 104V103H138ZM137 104V105H138ZM152 104V103H151ZM167 104V105H168ZM176 104V105H177ZM215 104V105H216ZM3 105H1V106H3ZM36 105V104H35ZM134 105V104H133ZM146 105V104H145ZM153 105V106H154ZM175 105V106H176ZM211 105H213V104H211ZM8 107H9V105H7ZM7 106H6V108H7ZM15 106H14V108H15ZM24 106V105H23ZM27 106H29L28 104H27ZM30 106H32V104H30ZM29 106V109H27V111L29 112V111H32L31 110V108H33V106L32 107H30ZM55 106H57V105H55ZM67 106V105H66ZM69 106V105H68ZM87 106H89V103H87ZM90 106H92V105H90ZM136 106V105H135ZM138 106H142L141 104H139ZM147 106H149V105H147ZM147 106H146V108H147ZM153 106H151L152 108H150V109H153L154 107ZM163 106H165V104H163ZM171 106V105H170ZM218 106V105H217ZM230 106V107H229ZM38 107V106H37ZM43 107V106H42ZM64 107V106H63ZM70 107V106H69ZM72 107V106H71ZM134 107V106H133ZM137 107V106H136ZM143 107V106H142ZM141 107V108H142ZM156 107V106H155ZM158 107V106H157ZM166 107V106H165ZM172 107V106H171ZM174 107V106H173ZM185 107V106H184ZM213 107H214V105H213ZM219 107V106H218ZM222 107V106H221ZM4 109H5V107H3ZM3 108H0V109H3ZM22 108V107H21ZM25 108V110H26V107H24ZM24 108H22V109H24ZM28 108V107H27ZM44 108H46V107H44ZM48 108V107H47ZM66 107H64V109H65ZM74 108H72V109H74ZM85 108H89V107H84V109ZM103 108V109H104ZM140 108V107H139ZM160 108H162V107H160ZM167 108H168V106H167ZM180 108V107H179ZM10 109V108H9ZM20 109V106H19V108H18V110ZM36 109V108H35ZM37 109H39V108H37ZM49 109V108H48ZM71 109V108H70ZM76 109V110H77ZM137 109V108H136ZM143 109V108H142ZM149 109V112L151 111ZM162 109H164V108H162ZM172 109V108H171ZM176 109H178V108H176ZM175 109V110H176ZM191 109H192V107H191ZM206 109V108H205ZM224 109H226L227 110V113H226V110L224 111ZM12 110V109H11ZM8 111L9 113H13L12 114V116L14 115V114H16V113H14L13 111ZM21 110V109H20ZM25 110H23V111H25ZM40 110H44V109H39V111ZM47 110V109H46ZM58 110V109H57ZM60 110V109H59ZM63 110V109H62ZM86 110V109H85ZM91 110H92V108H91ZM100 110V109H99ZM108 110V111H109ZM146 110V109H145ZM147 110H148V108H147ZM157 110V109H156ZM167 109H164L163 111H166ZM168 110H170V107H169V109ZM168 110L166 111V112H168ZM174 110V109H173ZM172 110V111H173ZM202 110V109H201ZM220 110V109H219ZM218 110V111H219ZM0 111H2L3 112V110H0ZM7 111L5 110V113H7ZM36 111V110H35ZM52 111V110H51ZM55 111V110H54ZM70 111L71 110H67V113L69 112V116H67L68 114H66V111H65V114L66 115H64V117H66L67 116V118H69L70 117V115H72V113H74V112H76L75 110L70 114ZM79 111V110H78ZM77 111V112H78ZM89 111V110H88ZM137 111V110H136ZM142 111V110H141ZM140 111V112H141ZM157 111H160L159 109L157 110ZM162 111V112H163ZM185 111V110H184ZM217 111V110H216ZM22 112V111H21ZM21 112L20 113H18V111H17V113L18 114H21ZM37 112H38V110H37ZM41 112V111H40ZM50 112V111H49ZM97 112H99L98 110H97ZM112 112V113H111ZM135 112V111H134ZM138 112V111H137ZM137 112H135V113H137ZM146 112V111H145ZM148 112V113H149ZM165 112V113H166ZM169 112H171V111H169ZM224 112V113H223ZM33 113H35L34 112V110H33ZM79 113V112H78ZM86 113H88V112H86ZM91 113V112H90ZM100 113V114H101ZM154 113H156V112H154ZM185 113V112H184ZM184 113H180L179 112V114H181V115H184ZM187 113V112H186ZM185 113V114H186ZM195 113H194V115H195ZM1 115H3V116H6L4 113H0ZM26 114V117L28 116V114L27 113H25ZM38 114H39V112H38ZM41 114H42V112H41ZM41 114H39V115H41ZM81 114V113H80ZM97 114V113H96ZM128 114V115H127ZM137 114H139V113H137ZM151 114H153V112L151 113L150 112V116H151ZM167 114V113H166ZM178 114V115H179ZM0 115V116H1ZM9 115V114H8ZM6 116V117H9V116H11V115H9V116ZM30 116H31V114H29ZM37 115V114H36ZM44 115V114H43ZM43 115H42V117H43ZM51 115H53L52 113H51ZM51 115L49 116L50 118H51ZM54 115H56V114H54ZM62 115V114H61ZM79 115V114H78ZM77 115V116H78ZM83 115H85L84 113H83ZM132 115H135V114H132ZM162 115V114H161ZM170 115V114H169ZM169 115H168V117H169ZM178 115H176V116H178ZM227 115V116H226ZM22 116V115H21ZM20 115L19 116H16V115H14V117L15 118H17L16 120H19V122L18 121H16L17 123H20V122H26V120H23V119H25L26 117H24V115L21 117ZM46 116V115H45ZM73 116V115H72ZM87 116H89V114L88 115H86V117ZM100 116V115H99ZM103 116V117H104ZM127 116H129L131 119H125ZM149 116V117H150ZM155 116H160V115H158V114H154V115H152L151 116V119L153 118V117H155ZM188 116H189V111H188ZM222 116V115H221ZM226 116V117H225ZM18 117H21L22 118V120H21V118H19L18 119ZM56 117H57V115H56ZM64 117H61V119H63ZM85 117V116H84ZM84 117H83V119H84ZM89 117H91V116H89ZM105 117H104V119H105ZM142 117V116H141ZM163 117H164V115H163ZM165 117H167V116H165ZM165 117H164V120H165ZM170 117H172V116H170ZM170 117H169V119H170ZM175 117V116H174ZM214 117V118H213ZM5 118V117H4ZM32 117H30V119H31ZM33 118H36V116H34ZM55 118V117H54ZM54 118H52V121L51 122H56L55 120H53ZM59 118V116L57 117V118H55V119H58ZM81 118V117H80ZM88 118V117H87ZM95 118H97V117H95ZM99 118H101V119H103L102 117H99ZM133 118H136V119H139V120H133ZM173 118V117H172ZM176 118H180V115L178 116V117H176ZM182 118V117H181ZM228 120H227V119ZM3 119V118H2ZM42 119H45V117L44 118H42ZM47 119V118H46ZM49 119V118H48ZM48 119H47V121H48ZM75 121H76V119L75 118H73ZM86 119V118H85ZM154 119H157V118H154ZM162 119V117H159V122L160 121H162L161 120ZM9 121H7V122H13L12 120H10V119H8ZM15 120V119H14ZM33 120V119H32ZM59 120V119H58ZM66 120H68V119H66ZM66 120H61V121H66ZM71 119H69V121H70ZM78 121L79 120H81V119H77ZM93 120V119H92ZM96 120V119H95ZM103 121L102 123V125H104V122H106L105 124H107V126H108V123H107V121ZM170 120H172V119H170ZM179 119H177V121H178ZM196 120H197V118H196ZM224 120H227L228 121V123H227V121H225V123H227L226 125H224L223 123H224ZM50 121V120H49ZM60 121V123L59 122H57V123H50L51 125H57L58 124V126L59 125H61L62 126V122ZM73 121V120H72ZM71 121V122H72ZM74 121V122H75ZM88 121H89V119H88ZM102 121V120H101ZM100 121V122H101ZM131 121V122H130ZM148 121H152V120H150V118L148 119ZM155 121V120H154ZM176 121V122H177ZM187 121H189V123H190V119L189 120H187ZM28 123H29V121H27ZM26 122V123H27ZM36 120L34 121V122H32V124L33 125H35L36 124ZM39 122V121H38ZM63 122V124L64 125H67V123L65 124ZM68 122V121H67ZM91 122V121H90ZM97 123H99V124H97L98 125V127H96L97 129H99V125L101 124L99 121H96ZM114 122H112L113 124H114ZM156 122V121H155ZM170 122V121H169ZM168 122V123H169ZM181 122H184V121H181ZM192 122V124H194V126H195V128H196V125H195V123H193V121H191ZM211 122V121H210ZM0 123H1V119H0ZM6 123V122H5ZM4 123V124H5ZM31 123V122H30ZM46 123V122H45ZM68 123H70V122H68ZM93 123H94V121H93ZM92 123V124H93ZM110 124H112L111 123V120H110V122H109ZM124 123V124H123ZM149 122H147V124H148ZM151 123V122H150ZM158 122H156V124H155V126L157 125L158 126V124H160V123H158ZM164 123H167V121L166 122H164ZM185 123H187V122H185ZM7 124V123H6ZM9 124V123H8ZM23 124H25V123H23ZM48 124H49V122H48ZM71 124V123H70ZM89 124V123H88ZM90 124L91 126H93V128H94V126H95V124ZM119 124H123V126H121V125H119ZM144 124V123H143ZM173 124L175 125L176 123H174L173 122ZM188 124V123H187ZM191 124V123H190ZM190 124H188V125H190ZM216 124V123H215ZM2 125V124H1ZM19 125V124H18ZM27 125H29V124H27ZM63 125V126H64ZM89 125V126H90ZM101 125V126H102ZM117 125H115V126H117ZM169 125V124H168ZM3 126V125H2ZM11 126H13V124L12 125H10V127ZM14 126H16L15 124H14ZM13 126V127H14ZM26 126V125H25ZM30 126H32V125H30ZM36 126H40L39 124H37ZM35 126V127H36ZM43 125H41L40 127H42ZM62 126V127H63ZM106 126V125H105ZM113 126V125H112ZM138 126V127H137ZM156 126V127H157ZM160 126V125H159ZM171 126V125H170ZM169 126V127H170ZM173 126V125H172ZM176 126V125H175ZM180 126H184L183 124L182 125H180ZM186 126V125H185ZM225 126V127H224ZM21 127V126H20ZM20 127H17V128H20ZM37 127V128H38ZM44 127V129H46L45 127L46 126H43ZM43 127H42V129H43ZM52 127V126H51ZM83 127V126H82ZM140 127H141V125H140ZM144 127H147V126H144ZM149 127H151V125L149 126ZM149 127H147L146 129L148 130V128ZM152 127H154V124L152 125ZM163 127V126H162ZM187 127V126H186ZM184 128V131H187V128L189 129V127H187V128ZM12 128V127H11ZM21 128H23V127H21ZM50 128V127H49ZM49 128H47V129H49ZM64 128H66V127H64ZM71 128V127H70ZM88 128V127H87ZM92 128V127H91ZM103 126L101 127V130H103ZM124 128H126L125 130H124ZM158 128V127H157ZM156 128V129H157ZM160 128H161V126H160ZM168 128V127H167ZM166 128V129H167ZM171 128V127H170ZM176 128V127H175ZM235 128H239V130L238 131H236V129ZM16 129V128H15ZM61 129V128H60ZM67 129H68V127H67ZM72 129V128H71ZM74 129V128H73ZM90 129V128H89ZM88 129V130H89ZM104 129H106V128H104ZM108 129H110V128H108ZM107 129V130H108ZM156 129H154V130H156ZM163 129H165V128H163ZM235 129V130H234ZM20 130H22V131H20ZM20 130H18V132L20 131V132H22L23 134H25L24 132L27 130V129H25L24 128V130L23 129H20ZM34 130V129H33ZM33 130H29V133L31 132V134H32V131ZM39 130V129H38ZM55 130V128H52V129H49V131H54ZM57 130V129H56ZM62 130V129H61ZM91 130V129H90ZM100 130V129H99ZM100 130V132L98 133L99 135L100 134H102L101 131ZM116 130H118V131H116ZM139 130V129H138ZM151 130H153V128H151ZM180 129H178V131H179ZM198 129H196V131H197ZM12 133L14 132V130L12 131V130H10ZM58 131V130H57ZM56 131V132H57ZM82 131V130H81ZM84 131V130H83ZM93 131V130H92ZM103 131H105L106 132V130H103ZM112 131V130H111ZM143 131V130H142ZM150 131V130H149ZM184 131H182L183 133H189V132H184ZM189 131V130H188ZM195 131V130H194ZM19 132V133H20ZM28 132V131H27ZM26 132V134H28ZM35 132H38V131H36L35 130ZM43 132V131H42ZM62 132V131H61ZM72 132V131H71ZM86 132V131H85ZM94 132H95V128H94ZM113 132V133H114ZM138 132V131H137ZM136 132V133H137ZM146 132V131H145ZM166 132H170L169 130H167ZM4 133V132H3ZM12 133H11V135H12ZM14 133H16V131L14 132ZM21 133V134H22ZM50 133V132H49ZM54 133V132H53ZM52 133V134H53ZM68 133H69V131H68ZM77 133V132H76ZM75 133V134H76ZM88 133V132H87ZM104 133V132H103ZM136 133H134L132 136H134ZM139 133H141V131L139 132ZM139 133H138V135H139ZM149 133V132H148ZM147 133V134H148ZM156 132H153V133H151V135H152V137H156V136H158V134H161V133H156V136H154L153 134H155ZM174 133V132H173ZM176 133V132H175ZM2 134V133H1ZM0 134V135H1ZM9 134L10 133H6V135L7 136H9ZM39 134V133H38ZM51 134V133H50ZM62 134V133H61ZM70 134V133H69ZM83 134V133H82ZM86 134V133H85ZM144 134V133H143ZM170 134V133H169ZM169 134H167V135H169ZM178 134V136H180L179 134L180 133H177ZM182 134V133H181ZM3 135V134H2ZM10 135V136H11ZM13 135H15V134H13ZM12 135V136H13ZM34 136H37V134L35 135V133L33 134ZM54 135V134H53ZM91 135V133H89V135H88V137H92V135ZM103 135V134H102ZM151 135L149 136V134L146 136V139H147V137H151ZM165 136L166 135V133L165 134H161V136ZM167 135H166V137H167ZM172 135V134H171ZM4 136H5V134H4ZM9 136V137H10ZM43 136L44 135H42V138H43ZM49 136V135H48ZM82 136V135H81ZM94 136V135H93ZM96 136L98 137V139H99V136L96 134ZM96 136L95 137H93V139H95L96 138ZM144 136H145V134H144ZM160 136V142L162 141L163 143H164V141L162 140V137ZM170 136V135H169ZM173 136H176V137H178L176 134L175 135H173ZM173 136H171V138L173 137ZM194 137V139H195V137L197 136V138H198V140H199V142H200V144L199 145H197L196 146V149H195V151H192V148H191V145H187V144H190L189 143V141L190 140H192L193 138L192 137ZM1 137H3V136H1ZM13 137H15V136H13ZM29 137V136H28ZM47 137V136H46ZM56 137V136H55ZM60 138H62L61 137V135L59 136ZM63 137H66L65 135L63 136ZM80 137V136H79ZM83 137V136H82ZM102 137V136H101ZM100 137V138H101ZM108 137V136H107ZM166 137H164V138H166ZM244 137V139L245 140H243V141H238V140H242V138ZM22 138V137H21ZM21 138H18L19 140V143L18 144H16L15 143V139H16V137L14 138V145L15 146H17V145H19L20 146V144H21V146L22 147H24L26 144H23V143H21V141L23 142V140H21ZM26 138V137H25ZM36 138V137H35ZM44 138H45V136H44ZM58 138V137H57ZM60 138H58V139H60ZM69 138H70V140H69ZM89 138V140L88 139H86V140H88L87 141V143L90 141V140H92V138L90 139ZM114 138V139H115ZM123 138H125V140L127 141H122V139ZM133 138H135V139H138V138H136V137H133ZM141 138V137H140ZM139 138V139H140ZM144 138V137H143ZM175 138V137H174ZM185 138H186V136H184V140H185ZM192 138V139H191ZM26 139H28V138H26ZM31 139V138H30ZM79 139V138H78ZM113 139V140H114ZM114 140V141H118V140ZM134 139V140H135ZM145 139V138H144ZM157 139V138H156ZM167 139V138H166ZM173 139V138H172ZM176 139V138H175ZM187 139V138H186ZM2 140V139H1ZM1 140H0V142H1ZM9 140H12L13 141V139H9ZM29 140V139H28ZM44 140H46V139H44ZM65 140V141H66ZM105 140H107V139H105ZM141 140H142V138H141ZM153 140V139H152ZM159 140H158V142H159ZM180 140V141H179ZM11 141V142H12ZM26 141V140H25ZM30 141V140H29ZM29 141H28V143H29ZM32 141H33V139H32ZM37 141H40V140H37ZM47 141V140H46ZM49 141V140H48ZM56 141H57V139H56ZM74 141V142H73ZM95 141H97L96 139L93 141L94 143H95ZM107 141H109V140H107ZM157 141V140H156ZM246 141H248V142H246ZM27 142V141H26ZM36 142V141H35ZM52 142H54L53 140H52ZM86 142V141H85ZM92 141H90V145L89 144H86L84 147H89V148H87V149H90V148H93V149H95V150H93L92 151V153L94 152V151H100L99 150V147H100V141L98 142V145H96V144H94V143H91ZM128 143L129 145H127L126 143ZM136 142V141H135ZM139 142H140V140H139ZM138 142V143H139ZM159 142V143H160ZM194 142V141H193ZM198 142V143H199ZM61 143L63 144V142L61 141ZM61 143H60V146H61ZM97 143V142H96ZM117 143V144H118ZM142 143V142H141ZM141 143H139V144H141ZM154 143H155V140H154ZM158 143V144H159ZM162 143V144H163ZM171 143H173V144H171ZM2 144H3V141H2ZM13 144H10L11 146H13ZM33 144V143H32ZM38 144V143H37ZM44 144V143H43ZM52 144V143H51ZM65 144V143H64ZM64 144L62 145V147L64 148V147H66L67 148V146L68 145H65L64 146ZM67 144V143H66ZM79 146H78V145ZM92 144H93V147H91L92 146ZM101 144H105V143H102L101 142ZM111 144V143H110ZM116 144V143H115ZM116 144V145H117ZM157 144V143H156ZM156 144H154V145H156ZM175 144V145H174ZM215 144H217V147H218V145L220 146L219 148H218V150L221 152V154H220V156H219V151H217L216 150V148L214 147L215 146ZM6 145V144H5ZM8 145H9V143H8ZM24 145V146H23ZM29 145V144H28ZM41 145V144H40ZM39 145V146H40ZM46 145V144H45ZM44 145V146H45ZM48 145V146H47ZM47 148H49V144L47 143ZM94 145H95V147H94ZM106 146L108 145V144H105ZM164 145V144H163ZM3 146V145H2ZM19 146H17L18 148H19ZM20 146V147H21ZM35 146H37V145H35ZM42 146V147H41ZM40 147H39V151L42 149V148H44V146L43 145H41ZM46 146H45V148H46ZM54 146V145H53ZM52 146V147H53ZM97 146V147H96ZM110 146V145H109ZM148 146V148H150ZM21 147V148H22ZM29 147V146H28ZM38 147V146H37ZM117 146H115V148H116ZM126 147H124L123 146V148H126ZM14 148V147H13ZM25 148V147H24ZM51 148V147H50ZM54 148H56V151H59L57 148L58 147H53V149H43V150H41L40 151V153L41 152H43L44 153V151H45V154H46V152L48 151V152H50V151H54L55 149ZM61 149V151L62 150H64L63 152H65L67 149ZM69 148V149H70ZM98 148V149H97ZM111 148V147H110ZM122 148V147H121ZM128 148V149H129ZM147 148V149H148ZM79 149H81V150H79ZM117 149H120V148H117ZM116 149V150H117ZM127 149V150H128ZM135 149V150H134ZM136 149H138V150H136ZM143 149V148H142ZM160 149V150H159ZM33 150V151H34ZM104 150H105V147H104ZM107 150V149H106ZM111 150V149H110ZM121 151H122V149H120ZM119 150V153H122V152H125V151H127V150H123L122 152ZM0 151H2V150H0ZM9 152V154H8V152ZM20 151V150H19ZM18 151V152H19ZM77 150H74L73 149V152H78ZM81 151V152H80ZM114 151H115V149H114ZM118 151V150H117ZM132 151V150H131ZM142 151V150H141ZM47 152V153H48ZM55 152V151H54ZM54 152H51V154L53 153L54 154ZM70 152H72L71 150L69 151V153ZM112 152V151H111ZM142 152H144V151H142ZM146 152V151H145ZM0 153H2V152H0ZM23 153H25V152H23ZM23 153H21L22 155H23ZM28 152H26L25 154H27ZM42 153V154H43ZM91 152H89V154H90ZM91 153V154H92ZM96 152H94L93 154H92V156H94V155H97V154H95ZM119 153H117V154H119ZM132 153V152H131ZM18 154V153H17ZM20 154V155H21ZM50 154V153H49ZM66 154V153H65ZM90 154V155H91ZM100 154V153H99ZM102 154V153H101ZM108 154H110V156H111V153H108ZM114 154H116V152L114 153ZM113 154V155H114ZM129 154V153H128ZM145 154V153H144ZM164 154V155H163ZM16 155V154H15ZM20 155H16L15 157L12 155L11 156V160H12V158H16L17 156H20ZM56 154H54L53 156H55ZM59 155H61V153L60 152H58V154H57V158L59 157ZM68 155V154H67ZM70 156H68V157H71L72 155H73V153H71V154H69ZM89 155V156H90ZM106 155V154H105ZM123 155H126V152H125V154L123 153ZM152 155H154L153 157H152ZM158 155V156H157ZM160 155V156H159ZM31 156H33V154L31 155ZM46 156V155H45ZM45 156H44V158H45ZM62 156V155H61ZM74 156V155H73ZM109 156V157H110ZM134 156V157H135ZM5 159H3V158ZM50 157V156H49ZM49 157H47L46 156V158L45 159H47V158H49ZM65 157H66V155H65ZM99 157V156H98ZM109 157H107V158H109ZM113 158H114V156H112ZM118 157V156H117ZM132 157V156H131ZM144 157V156H143ZM18 158V157H17ZM60 159H61V157H59ZM67 158V157H66ZM95 159H97L96 157H94ZM100 158H103V157H101L100 156ZM111 158V157H110ZM110 158L107 160V161H109L110 160ZM145 158H146V156H145ZM220 158H223V160H221ZM40 159V158H39ZM50 159H48V161H51ZM112 159V158H111ZM10 160V157H9V159L7 160V162ZM62 160H64V154H63V156H62ZM61 160V161H62ZM81 162H80V161ZM47 161V162H48ZM55 161V162H54ZM71 161H73V160H71V159H68V162L69 163H71ZM76 161V162H77ZM97 161V160H96ZM101 161H103V163H104V160H100V161H98V162H101ZM111 161H113V160H111ZM110 161V162H111ZM54 162V163H53ZM58 162V163H57ZM62 162H64V161H62ZM65 162H67L66 160H65ZM67 162V163H68ZM6 163V162H5ZM41 165H40V164ZM73 163L75 164V162H72V165H73ZM224 163H225V166H226V168H227V170H228V174H230V177L228 176V174H226V170H225V167H224ZM36 164H39V165H36ZM52 164L50 165V166H52ZM64 164V163H63ZM77 164V163H76ZM75 164V166H79V167H82L81 166V164H83V163H81V164H79V165H76ZM98 164H100V163H98ZM36 165V166H35ZM105 165H106V163H104V166L103 165H101V167H103V169H105L104 167H105ZM38 166H40V169H38L37 170V172H38V175H36L37 174V172H36V174L35 175H33V174H31V172L33 171L34 172V170H36L37 168H34V167H38ZM65 166H67L66 164L65 165H63V167H65ZM100 166V165H99ZM61 167H62V165H61ZM72 168H74V165H73V167ZM75 168H78V167H75ZM78 169H80V168H78ZM91 169V168H90ZM109 168H107V169H105V171H107ZM88 170L89 169H87V172H88ZM52 173H51V172ZM89 171H91V170H89ZM104 171V170H103ZM32 172V173H33ZM83 172H85V170L83 171ZM104 173V174H103ZM89 174V173H88ZM87 174V175H88ZM90 174H93L92 173V171L90 172ZM91 178V177H90ZM89 178V179H90ZM80 179V181H78ZM91 180V179H90ZM89 180V181H90ZM88 181V182H89ZM83 185H82V184ZM105 186V187H104ZM104 187V188H103ZM108 191V190H107ZM108 195H110V194H108ZM74 196V197H73ZM86 196V197H85ZM107 196V195H106ZM84 197H85V199H84ZM40 198H42V199H40ZM108 198H111V197H108ZM77 199H79V198H77ZM40 200H42V201H40ZM65 200H64V203H65ZM74 200H72V201H74ZM75 201H77V200H75ZM67 203V202H66ZM104 203V202H103ZM106 203V202H105ZM72 204H74V203H70V204H66V207H64V209L65 208H67L66 210H68V208L69 207H67L68 205H72ZM94 204V203H93ZM92 204V205H93ZM102 204V203H101ZM100 204V205H101ZM108 204V203H107ZM120 204H122L124 207L122 208L121 207V209H120V207H119V205ZM76 205V204H75ZM95 205V204H94ZM99 205V204H98ZM59 205H58V207H60ZM64 206V205H63ZM57 207V206H56ZM74 207V206H73ZM75 207H78L77 205L75 206ZM74 207V208H75ZM79 207H81V206H79ZM90 207H92V209H90ZM53 208H55V207H53ZM52 208V210H55V209H53ZM71 208H72V206H71ZM58 209V208H57ZM63 209V208H62ZM13 210V209H12ZM11 210V211H12ZM18 210V211H17ZM28 210V211H27ZM51 210V211H52ZM59 211V210H58ZM58 211H56V212H58ZM65 211V210H64ZM68 211H70V209L68 210ZM71 211H73V209L71 210ZM70 211V212H71ZM211 211H217L218 213H216L215 215H213V216H211V214L209 213V212H211ZM5 212V211H4ZM7 213H9L8 211H6ZM47 212H48V210H47ZM66 213H69V212H67V211H65ZM96 214V212L97 213H99V214H102V217H103V219L100 217V221H99V223H97V224H93V222L92 221H96V217H95V214ZM207 212H208V214L209 215H207ZM20 213V215L22 216V214ZM63 215V213L64 212H59V215L57 216L58 218L60 217V215L61 214ZM65 213V214H66ZM92 213V214H91ZM214 212H212V214H213ZM6 214V213H5ZM15 215L16 217L17 216H19V214L18 215ZM28 214H25V215H28ZM40 214H42V215H40ZM53 214V213H52ZM7 215V214H6ZM6 215H5V219L7 220V217H6ZM24 215V216H25ZM49 215V214H48ZM67 215V214H66ZM73 215V214H72ZM71 215V216H72ZM190 215H192V217H193V227H191L190 228V226H191V224H190V226H188L190 229H192V228H194V229H192L193 231H192V233L193 232H196V233H201V235L200 236H198V234H196L197 236H198V238L196 239L195 238V241L194 242H192L193 244H192V246H194V247H196V246H198V244L199 243H201L202 242V246H198V247H196V248H194V247H190V245H191V242L189 243L190 245H188L191 249H188V248H185V247H183L182 245H184V244H182V243H179L180 245L178 246V241H180L179 239V237H181L182 235L180 234V233H182L183 232V230H180V233L178 234L177 233V230L178 229H180L181 227H183V224L184 223H182V221L185 219V221H186V219H188V218H190L191 216ZM8 216V215H7ZM15 216H14V218H15ZM38 216V217H39ZM52 215H50L49 217H51ZM101 216V215H100ZM202 216V218H200ZM205 216H209L208 218H206ZM10 219H11V215L10 216H8ZM30 217V216H29ZM47 217V218H46ZM56 217V218H57ZM69 217H70V215H69ZM68 217V218H69ZM91 217H94V219H92ZM203 217H205L206 219L204 220L203 219ZM8 218V219H9ZM30 218H35V217H30ZM30 218H28V219H30ZM37 218V217H36ZM19 219V218H18ZM17 218H16V220H18ZM24 218H22L21 220H23ZM26 219H27V217H26ZM27 219V220H28ZM75 219H76V217H75ZM98 219V218H97ZM166 219L167 220H169L170 221V219H172V220H174V222H175V220H176V223H177V221L178 220H181V225L182 226H179L180 225V221L178 222L179 224H178V226L179 227H177V224H169V223H167V221H166ZM191 219L192 218H190V221H191ZM201 219H203L202 220V224L203 225H200L201 223H200V220ZM211 219V220H210ZM13 220V219H12ZM15 220V219H14ZM15 220V221H16ZM49 220V221H48ZM48 220H46V221H42V224L43 223H45V224H47V226H49V225H51V224H53V223H48V222H50V220H52L53 221V219H49L48 218ZM58 220V219H57ZM56 220V221H57ZM99 220V219H98ZM97 220V221H98ZM171 220V221H172ZM189 220V219H188ZM2 221V223H3V220H1ZM19 221V220H18ZM29 222L30 221H32V219H30V220H28ZM54 221H55V219H54ZM60 221V220H59ZM64 221V220H63ZM72 221V220H71ZM71 221H70V223H71ZM170 221V222H171ZM189 221V222H190ZM32 222H34L35 224L37 223L38 225H37V228H38V226H41L39 223V221H32ZM39 222V223H38ZM188 222V223H189ZM15 223H18L19 224V222H13V224L15 225ZM22 223V222H21ZM20 223V225H22V226H20V225H18V227L20 226L21 227V230L18 232V234H16V235H19L20 234V232L21 231H23L22 230V227H24V225L25 226H27L28 227V225L27 224H21ZM34 223H33V225L31 226V229L33 228V226H35L34 225ZM55 223V222H54ZM61 223V222H60ZM73 223V225H74V227L75 226H77V224H75V223H77V222H72ZM72 223L71 224H69V228H70V225H72ZM187 223V222H186ZM191 223V222H190ZM3 224H5V223H3ZM2 224V225H3ZM9 224H11V223H9ZM79 225H80V223H78ZM1 225V224H0ZM2 225H1V227H0V229L2 228ZM30 225H31V223H30ZM44 225V224H43ZM55 225V224H54ZM54 225H52V228L54 229L55 228V226ZM60 225V224H59ZM64 225V224H63ZM68 225V224H67ZM65 226L64 225V227H60V228H62V229H64L65 227H68V226ZM78 225V226H79ZM4 227L6 226V224L5 225H3ZM7 226H8V224H7ZM103 226V227H102ZM184 226L185 227H183L182 229H184V228H186L187 226L184 224ZM204 226H206V228L204 227ZM220 226V229H221V227L223 228L224 226L227 228L226 230H227V232H228V234H227V232H226V234H227V236L226 235H224V233H225V231H224V233H223V235H221V236H219L220 234H222V231H221V233L219 234L218 232H217V235H218V237L219 238H221L222 236L223 237H225L226 236V239L228 238V243L230 244V247H228V248H230V249H228V248H226V249H228V250H226V251H224L223 252V254H221L220 253V251L219 252H217V255L216 256H219V257H222V259H217L216 260V258H215V260L213 259L214 258V254L213 253H215V251L216 250H213L212 251V249H213V247L216 245V244H218V241H217V238H215V237H213L214 236V231H215V229L216 228H218ZM17 226H16V228L17 229H19ZM30 227V226H29ZM50 227V226H49ZM80 227H78V228H80ZM202 227L206 230V231H208V232H205V230L204 231H202L203 229H202ZM42 228H44V226H42L41 227V229ZM69 228H67V229H69ZM73 228V227H72ZM78 228L76 229V230H78ZM83 228L81 229L82 231H79V232H81V233H84L86 230H83ZM178 228V229H177ZM4 229H6V228H4ZM8 229V228H7ZM12 229H14V227H12ZM39 229V228H38ZM61 229V230H62ZM66 229V228H65ZM87 229V228H86ZM97 229V228H96ZM186 229H188V228H186ZM214 229V230H213ZM2 230V232H3V229H1ZM0 230V231H1ZM28 230H30V229H28ZM37 230V229H36ZM42 230H44V229H42ZM48 230H49V228H48ZM55 230V229H54ZM61 230H59V231H61ZM71 229H69V231H70ZM88 230H87V232L86 233H88ZM195 230V231H194ZM209 230H213V233L212 232H210V233H212V235L209 233ZM218 230H219V228H218ZM217 229H216V231H218ZM225 230V229H224ZM228 230H230V232L228 231ZM254 230H256L257 231V233H253V231ZM5 231V230H4ZM14 231V230H13ZM12 230L11 231H6V232H3L5 235H6V233L7 232H13ZM27 231V230H26ZM26 231L24 230V232L26 233ZM35 230H33V231H31V233L32 232H34ZM37 231H39V230H37ZM37 231H35L36 233H37ZM46 231V230H45ZM58 231V232H59ZM67 232H68V230H66ZM84 231V232H83ZM150 232L151 234H148V233H146V232ZM182 231V232H181ZM191 231V230H190ZM216 231H215V233H216ZM17 232V231H16ZM47 232V231H46ZM71 232H74V230L73 231H71ZM78 232V231H77ZM178 232H179V230H178ZM205 232V233H204ZM2 233V234H3ZM14 233L15 232H13V234L12 233H10L8 236H10L11 234V236H14ZM22 233V232H21ZM29 233V232H28ZM35 233V234H36ZM48 233H49V231H48ZM145 233H146V235L148 234V235H150L149 237L147 236V237H145ZM183 233H188L187 231L186 232H183ZM182 233V234H183ZM199 233V234H200ZM207 233H209L210 234V236H212L211 238H209V236H207L208 234ZM1 234V233H0ZM3 234V235H4ZM39 234V233H38ZM41 234V233H40ZM40 234H39V236H40ZM44 234V235H45ZM66 234V235H65ZM2 235V236H3ZM6 235V236H7ZM24 234L22 233V236H23ZM64 235H65V237L66 238H64ZM69 235H70V237H69ZM76 234L75 233H73V236H72V238L75 236ZM181 235V236H180ZM5 236V237H6ZM7 236V237H8ZM25 236H26V234H25ZM24 236V237H25ZM27 236H29L28 234H27ZM26 236V237H27ZM33 235H31V239L33 240V241H35L36 240V238H35V240L33 239V237H32ZM51 238H50V237ZM55 236V235H54ZM191 236V235H190ZM194 236V235H193ZM16 237V236H15ZM18 237V236H17ZM25 237V238H26ZM45 237H46V235H45ZM78 237V236H77ZM79 237H81V236H79ZM86 238H87V236H85ZM185 237V236H184ZM223 237H222V239H223ZM4 238V237H3ZM21 234H20V240H21ZM27 238H29L30 239V236L29 237H27ZM47 238V237H46ZM50 238V239H49ZM75 238V237H74ZM82 238H84V237H81V239ZM94 238V237H93ZM193 238V237H192ZM11 239V238H10ZM29 239H27V240H29ZM30 239V240H31ZM95 239V238H94ZM226 239H225V241H226ZM7 240L8 241H10L9 239H7V238H4V239H2V240H0V246H2V249L4 250V248H6L7 247ZM19 240V239H18ZM22 240H23V243H24V238H22ZM26 239H25V243H27V244H25L24 243V245H29V243H31V242H26L27 241ZM77 240H79L78 238H77ZM100 240V241H99ZM182 240V239H181ZM49 243H48V242ZM66 241V242H65ZM94 241V240H93ZM189 241V240H188ZM45 243V242H47L46 244H47V246H42V243ZM185 242V241H184ZM20 243V241L18 242V244ZM43 243V244H44ZM174 243H177V244H174ZM244 243V244H245ZM34 244V243H33ZM36 244V243H35ZM78 244H80V242L78 243ZM146 244H150V245H152V244H157L158 245V247L157 246H155V247H157V249L155 248V250L153 249V251H151V252H148V253H145L144 252V249H143V247L144 246H146ZM173 244V245H172ZM182 244V245H181ZM188 244V243H187ZM187 244H185V245H187ZM227 244V243H226ZM10 245V244H9ZM15 245V243L13 244V247L12 248H15L16 246H14ZM32 245V244H31ZM30 245V246H31ZM82 245V244H81ZM165 245V246H164ZM170 245H172V247L170 246ZM175 245V246H174ZM29 246V247H30ZM80 246V245H79ZM163 246V247H162ZM167 246H170L171 247V249L173 248V250H174V248H175V250L176 251H174V252H171L170 250H168L167 249ZM174 246V247H173ZM222 247H224L223 245H221ZM221 246H219V247H221ZM226 246V245H225ZM228 246V245H227ZM18 247V246H17ZM19 247H20V245H19ZM34 247H36V245L34 246ZM166 247V248H165ZM177 247V248H176ZM221 247V248H222ZM31 248V247H30ZM164 248H165V250H164ZM194 248V249H193ZM217 249V247L215 246L214 247V249ZM6 249H9V248H6ZM11 249V248H10ZM26 249H29V248H26ZM25 249V250H26ZM148 249V248H147ZM166 249H167V251H168V253H167V251H166ZM170 249V248H169ZM220 249V248H219ZM224 249H225V247H224ZM238 249V248H237ZM14 250V249H13ZM17 250H19V248L17 249ZM31 250H32V248H31ZM34 251L36 250L35 248L33 249ZM146 250V249H145ZM172 250V251H173ZM191 250H192V252H191ZM5 251V250H4ZM10 252H12L11 250H9ZM9 251H5L4 252V254L6 255V254H8V252ZM29 251V250H28ZM27 251V253H29ZM34 251H32V252H34ZM75 251H77V250H75ZM237 251V250H236ZM38 252H37V254H38ZM170 252V253H169ZM242 252V251H241ZM18 252H16L15 254H17ZM77 253H79L78 251H77ZM155 254V255H152L151 256V254ZM172 253V254H171ZM174 253V254H173ZM12 254H14V253H12ZM12 254H10V255H12ZM19 254V253H18ZM30 254V253H29ZM28 254V255H29ZM33 254H36V253H33ZM41 254H40V256H41ZM32 255V254H31ZM48 255H51V254H48ZM234 255H236L235 253H234ZM15 256H17V255H15ZM36 255H34V257H35ZM38 256H39V254H38ZM40 256L38 257L39 259H40ZM77 256H78V254H77ZM228 256V257H227ZM242 256V255H241ZM240 256V257H241ZM3 256H1V258H2ZM51 256H49V258H50ZM235 257V256H234ZM233 257V258H234ZM1 258H0V261H2L3 259H4V257H3V259L1 260ZM5 258H8V256H6ZM17 258V257H16ZM37 257H36V259H38ZM73 258V257H72ZM153 258H155V257H153ZM152 258V260H154ZM155 258V259H156ZM175 259V261H174V259ZM11 259H14V257L13 258H11ZM28 259H30V258H28ZM28 259H27V262H28ZM47 259V258H46ZM51 259V258H50ZM49 259V260H50ZM16 259H14V261H15ZM41 260H42V258H41ZM51 260V261H52ZM70 260V259H69ZM164 260V259H163ZM173 260V261H172ZM30 261V260H29ZM39 261V260H38ZM45 260H43V262H44ZM48 261V260H47ZM91 261V262H90ZM159 261V263H161ZM227 260H225V262H226ZM232 261V260H231ZM6 262V261H5ZM12 262V261H11ZM20 262V261H19ZM26 262V263H27ZM32 262V261H31ZM31 262H29L30 264H31ZM41 262V261H40ZM46 262V261H45ZM73 263H74V261H72ZM89 262L90 263H92V260H89ZM224 262V263H225ZM29 263H27V264H29ZM34 263H37V262H34ZM42 263V262H41ZM47 263V262H46ZM57 263V262H56ZM152 263H154L155 264V262H152ZM159 263H156V264H159ZM6 264V263H5ZM20 264V263H19ZM38 264H40L39 262H38ZM43 264H45V263H43ZM69 264V263H68ZM71 264V263H70ZM106 264V263H105ZM150 264V263H149ZM260 264H264V260L263 261H261V263Z\"/></svg>",
  "mask_w": 264,
  "mask_h": 264
},
{
  "label": "rangeland",
  "instance_id": "rangeland-1",
  "mask_svg": "<svg viewBox=\"0 0 264 264\" xmlns=\"http://www.w3.org/2000/svg\"><path fill=\"white\" fill-rule=\"evenodd\" d=\"M23 1H26V0H20V1H19L20 3H19V2L17 3V6H16V7H17V8H18V7H19V8L21 7V9H20V10L18 9V11H24L25 8H26L25 11H28V9H29L28 7H29V6H27V5H28L29 3H28V1H26L25 3H24ZM53 1L56 2V3L58 2V0H57V1H56V0H53ZM91 1H92V0H91ZM91 1H89V2L87 1V2H88V3H91ZM176 1H177V12H178L180 15H179V14L177 15V13H176L175 16H172V19H171V20H167V19H168V16H167V15L169 14L168 9L171 7V4H169V3H168L169 5L166 4V5H165L166 8L164 7V8L166 9V13L164 12L165 10H162V13H163V12H164V13L161 15V18H162V16H163V18L160 20V22H161V23H162L163 21H165V23H166V21H168V22L170 21V22L168 23V25L166 24L167 26L165 25V27H164V26H162V27H161V26L158 27L159 25L156 27V31L154 30V32H153L154 34L151 33L154 39H151V35H150V34L148 35V36H150L149 38H150L151 40H154V42L152 43V47H153V48L151 49V51H152L153 53H155V54L151 53V51H150V54L147 53L146 56L142 57L143 60L147 59L149 62H147V61L144 62V61L140 58V59H134L135 61L133 60L132 64L130 65V67H131V66L135 63L133 66H134V67L137 66V68H136L137 70H136L135 68H133V66H132V68H133L134 70H133V69L131 70L132 72L129 74V77H130V75H133V76H134V73L136 74V72L139 71V70H138L139 66H140V68L144 67V68H143L144 71H143V69H140V71L138 72V74H136V76H134V77H136V78H133L134 80H133V79H132V80H133V81H136L135 79L139 78L140 80L142 79V80H144V81H147V82H145V83H147V86H144V87H147L148 89H149V88H154V90L152 89L154 93H153V92H152V93H151V92H150V93H149V92L145 93L147 90L144 89V87H143L142 90H144V91L146 90V91H145V92L142 91V92H144L145 94L142 93V95H141V89H139V88H140L141 86H143L144 82L142 81V82H143V83H142L141 81H139V79H137V80H138L137 82H133V83H132V81H131L130 79H131L133 76H131V77L129 78V80H130L129 82L132 83V84H131L132 87L135 86L134 89H135L136 87L139 86V88H137L138 90H137V89H135V90H134V89H130V86H131V85H129V86L127 87V85L129 84V82H128V84L126 85L127 88H126V87H125L126 89L123 88L124 91L120 90L121 94H122V95L124 94L123 96L121 95L122 98H123L124 96H126L127 98H125L124 100L121 98L122 100L119 101V102L122 103V102L125 101V103H126V100H127V101H128V100L131 101V100L133 99V102H135V103H131V102L128 101L129 104L131 103L130 106L132 107L131 110H130V108L128 107V109H129V111H130V112H128V114L131 113L130 115H131V116H134V117H137V116L139 117V116H140L139 119H141V120H139V119L133 118V120H139V122H137L139 127L137 126L138 128L135 127V128L132 129V130L134 131V132L132 133V135H133L134 133H136L137 131H138V132H137L134 136L131 135L130 138H128L129 136H127V141H128V143H129V141H130V145H131V142H132V140H133L134 143H137V144L139 145V146H138L137 144H135V145L138 146V147H136V148H138V149H139L140 145L142 146V145L144 144L143 142H146V143H150V142H151L152 144H150V146L152 145V146H151L152 149H153V148L156 149V148H157V145H158V146L161 145V147H160V146H159V147L162 149L161 151H164L163 149L165 148V150H166V145H167L165 141L168 142L169 137H170V141H173L175 144H176V142H178L179 137L181 138V139H180L181 141H188V139H189L188 134H190V133H192V132H193V134H196V133L201 129V128H200V127H201L200 125H198V127H197V125H196L197 122L199 121V119H198V118H199L198 115H199V113H200L199 111H201V115L203 116V118H204V120H205V123L207 122L205 125H206V128L208 129L207 132L209 133V136L211 137L212 140H214L213 137H215V134H216L215 126L218 124V120H219V124L222 123L221 121L223 120V117H224L223 114H222V111H221V109L223 108V106L226 104V105L224 106V107H226L227 105L230 104L231 101H232V103H231V105H232L233 102H236V100H239L238 98L244 96L245 93H246V91H247V89H245V90H244L245 92H244V91L242 92V90H239V88H238V90L235 91V88H236V86L238 85V84H236V82H235V83H234V85H235L234 87H235V88H234V90H232L233 92H234V91H235V92H238V93L236 94V95H238L237 97L234 95L235 92L233 93V96H234L235 100H234V98L232 99V97H231V95H232L231 92H232V91H230V90H231L230 88H228L227 91H225V93H224V96L226 95L227 97L231 94V95L228 97V98H230V99H229L230 101H229V100L226 101V99H228V98L226 97V99H224V96H222V95H223V91L226 90L225 87H228V84L231 83L232 80H233V78H231L232 80H231L230 82H228L230 76H232V77L235 76V75L232 74V71H230V76H229V75H228L229 72H228V69H227V68H229V66H230V69H229V70H234L233 68H231V66H232V65L234 66L236 63H235V64H231V65H229V66H227V67H226V66H223V67H222L223 69H222V68H219V69H218V70H221V69H222V71H220V73H223V72H224V73H223L224 75H225V72H226V74H227L228 76L226 77V75H225V76L223 75L224 77H226V78H224L226 81H225L224 79L221 80V78H223L222 74L219 75V72H218V73H217V72H214V71L217 70V69H216L217 66L220 67L222 64L220 65V63H219V65H217V66L215 65L214 67H213V64H215L216 62H221V60L224 59V58L226 57V54H222V51H221V50L223 49V48H222L223 46H222V47H220V46L217 47V46H216V44H220V43H221V40H220L221 38H220V37H215V34H216V36H217V34H218L216 30H215L216 33H214V29H216V28H214V27H216V26H215V24H214V26L211 25V20H212V22H213V20H215L214 17H216V16H213V19L210 17V16H212L211 14H214V13H212V12H213V9H212V11H211V7H212V6H213V7H216V6H217V5H216L217 3L215 2V0H214V2H215L216 4L213 3V0H212V1H209V0L206 1V0H205L206 2L203 0L205 4L203 3L202 0H193L194 2L191 1V0H190V1L186 0L189 4H190V3L192 4V5H188V8H189V7L192 8V6H193V7L196 6L195 4H197V3L199 2V5L197 4V7H196V8H192V9L189 8V12L193 11L194 13H192L191 15H190L189 13H186V14H189V15H190V17H191L190 19H193V20H191V21H193V22L195 21L194 23H192V22L190 21V19H188L187 22H186V20L184 19V11H183L184 9H181L180 5H178L179 0H175V2H176ZM196 1H197V2H196ZM21 2H22V3H21ZM48 2H50L49 4L52 5V6L54 7V8H52V13H53V14L49 13L51 16H52V15H55V14H57V13H58V15H59V14H60V15L62 14V16H64V13L69 15V14H72L71 12H75V9H74V11H72L73 9H69V11H68L69 13H68V12H66L67 9L64 11V10L62 9L61 5L59 6L58 3H57L58 5H57L56 3H53L52 0H49ZM200 2H202V3L205 5V7H204V5H202ZM208 2H210V3H208ZM23 3H24L25 5H26V4H27V5L25 6ZM193 3H194V4H193ZM18 4H19V5H18ZM20 4H22V5H20ZM53 4H55L56 6L53 5ZM206 4H207V5L211 4V6H209L210 10L208 9V7H206ZM214 4H215V6H214ZM201 5L203 6V8H205V10L202 8ZM168 6H169V8H168ZM199 6H200V7H199ZM23 7H24V8H23ZM57 8H59V9H57ZM198 8H199L200 10L203 9V11H202V12H200V11L197 12L196 10H198ZM22 9H23V10H22ZM56 9H57V10H56ZM195 9H196V10H195ZM58 10H59V11H58ZM76 10H78V11L75 12V13L80 14L79 10L81 11V9H79V8L77 9V8H76ZM194 10H195L196 12H195ZM207 10H208V12L211 11V14H210V12H209V15H210V16L206 15V13H208V12H206ZM55 11H56L57 13H56ZM70 11H71V12H70ZM204 11H205L206 13H205ZM61 12H62V13H61ZM167 12H168V13H167ZM203 12H204V13H203ZM195 13H196V14H195ZM198 13H200V14L203 13L202 15H204V16L206 15V16L210 17V18L206 19L207 17L205 16V17H206V18H205V17L203 16V18H205L206 22H207V23H210L209 26L211 25V26H210L211 28H210V27H208V28H209V29H212V28H213V31L210 30V31L213 33V35L210 36L211 32H208V31H207V32L210 33L209 35H208V33H207V34L205 33L206 31L204 32L205 35H203V30H208V29H205V28L202 29V28H203V27H206L208 24H207V23L205 22V20H204V24L201 23V24H203L204 26L201 27V26L199 25L200 22H199L198 20H199L200 18H197V17L199 16ZM29 14H30V13H29ZM27 15H28V14H27ZM32 15H33V16H32ZM34 15H35V14H30L29 16H27V18H29V20H33ZM60 15H59V18L61 17ZM68 15H66L64 18L69 17ZM192 15H193V16H192ZM202 15H201L200 17H202ZM38 16H39V17H38ZM38 16H37V19L41 18V17H42V14H40V15H38ZM40 16H41V17H40ZM44 16L46 17L47 14L44 15ZM44 16H43V17H44ZM176 16H179V17L177 18ZM196 16H197V17H196ZM43 17H42L40 20H37V19H36V21H38V24H42V20L45 19V17H44V18H43ZM182 17H183V18H182ZM30 18H31V19H30ZM180 18H181V20H180ZM203 18H201V19H203ZM60 19H62V17H61ZM91 19H93V18H91ZM178 19H179V20H178ZM201 19H200V20H201ZM210 19H211V20H210ZM82 20H83V19H82ZM177 20L179 21V23H182V24L177 23V22H178ZM184 20H185V21H184ZM43 21H44V20H43ZM174 21H175V22H174ZM208 21H210V22H208ZM81 22H83V21H81ZM171 22H172V23H171ZM190 22L193 24V26H192V24H191ZM201 22H203V21H201ZM5 23H6V22H5ZM5 23H2V25H1V26L3 27V28H2V27H1V28L3 29L2 31H4V32H3L4 34H5L6 31H10V29H11V28H9L8 26L6 27V26H5V25H6ZM93 23H94V22H93ZM176 23H177V25H178L180 28L182 27V29H183V30L181 29V31L184 32V34H183V41H186V42H184L183 46L189 48V55H190V56H188V57H189L190 60H189V59H187V60H186V59H182L181 57H175V56L173 55L172 49L175 47V45H176L175 43L178 42L177 44L181 45V43H179L181 40H180V41H179V40L177 41V40H176L177 38H175V37L178 36L177 33L174 34V32L177 31V30H174V29L177 27V26H176ZM195 23H196V24H195ZM213 23H214V22H213ZM78 24H82L81 26H84V25H85V24H83V23H79V22H78ZM78 24H77V26H79V28H80L81 26L78 25ZM186 24H187V25H186ZM190 24H191V25H190ZM206 24H207V25H206ZM7 25H8V24H7ZM161 25H164V22H163ZM205 25H206V26H205ZM154 26H156V25H154ZM189 26H190V27H189ZM199 26H200V27H199ZM195 27H196V28H195ZM81 28H82V27H81ZM157 28H158V30H157ZM161 28H162V31H161V32H158V31L161 30ZM192 28H194L195 30L197 29V30H196V33H195V30L192 29ZM199 28H200V30H199ZM4 29H5V30H4ZM14 29H15V31H14V30H13V31L15 32V34L17 33L16 36H17V37L19 36L20 39L17 38V40L19 39L17 42H16V40L14 39V40H15V42L13 41L14 43H11V44L8 43V47H7V49H5L6 51H5L4 49H1V48H0L1 50H4V51H1V50H0V54H1V55L3 54L2 56H0V58L2 59V60H0V62L2 63V61H3V63H2L3 65H0V66H2V67L4 66L3 68L5 69V70H1V69H0V73H2V72H3V74L6 73V75H4L5 77H4L3 75L0 74V85H1V86H0V87H1V88H0V90H1L0 93L3 92V93H1L2 95H0V97H4L2 100H4V99L6 100L7 98H9V99H7V101H5V102L2 101L1 98H0V100H1V101H0V108L5 107V109H4V108H3V109H0V110H3V112L0 111V113H4L6 116H7L8 114L11 115V116L8 115L9 117H6V116H3V115L0 114V115H1V116H0V119H1V123H0V134H1V133L3 134V135H2V134L0 135V140L2 139L1 142H0V150H2V151H0V152H2V153H0V159H1V154H2L3 157H4V155L7 154V153H5V152H6V151H5L6 149L10 150L11 148H12V149H15V148H16L15 152H17L18 154H17V153H13V154H11V152H13L14 150H12V151L10 150V151H11V152H10L11 156L13 155L14 157H15L16 155H20V154L23 153V152H25V153L28 152V153H27V154L23 153V155L21 154L20 156H17L18 158H17V157H16L15 159L12 158V160H11V156H9L10 154H9V152L7 151L9 155H6V156H7V157L9 156V157H10V160L7 162V160L9 159V157H8V159H7V157L5 156L7 160L4 159L5 157H4V158L2 157V158L5 160V161H4V164H6V165H9V163H10V165H12V164H17V163L20 161V159H22V158L24 159L26 156H27L28 158H36V155H35V154H38L37 152H39L38 155H39V158H40V159H39L38 156H37L38 159H37V158H36L37 160L34 159V163H36V161H37V163L40 162V161H41V157H42V155H44V156L46 155L47 157L50 156V157L47 158V159H45L46 156H45V158H44V156H43L42 159H44L45 161H46V160L48 161V159H50V158L53 159V157H55V160L59 162V164H57V165L60 166V169H61V170H66L65 168H69V166H70L71 170H74V171L77 170L76 172L80 173V171L84 169L85 172H83L84 170L81 171L82 173H81V175H80V179L86 177L85 179H81L82 182H83V180H85V181H87V184L91 185V184H95V183H97V178H96V179L94 180V182H93V179L95 178L94 175H95V173H96V171H94V170L98 169V170H102V172H105V173L108 172L107 174H105V175H108V174L110 173V170H111L112 167H113V165L111 166V165H109V164L114 163V161H116V159H117L118 161H123V160H121L122 158H120V156H122V157H123V156H126L127 159H132V160L134 159V160H135V159H137L138 157H140V155L138 156V154H137V156L134 155V156H135V157H134L132 154H133L134 152H138V151H139V152L142 154L141 159H143V160H148V159H150V158H149L150 155H148V152L150 151L151 147L149 146V144H148V146H149L150 148H148V146H147L148 149L146 148V146H145L146 143H145V144H144V147L142 146L143 149L140 147L139 150L136 149V150H138V151H133L132 148H135V147H134L135 145H134V146L132 145V146H131L132 148H131V147L129 148V146L126 147V145L124 144V142H122V144L118 143V142H120V140H118V138L116 139L115 137H114V138H115L116 140H118V141H117V142L114 141L115 139H114V138H113L114 140L112 139L113 135H111V134H114V136H117L118 132H119L120 130H122V129H121L120 126H118L117 124H115V122L112 121V119H107V120H106V117L104 116V112L101 113V111H104V110L107 109L108 107H111L113 104H114V105H113V108H117V107H114V106H117L118 102H117L116 104H115V102L118 101V100H116V99H114V98H112V97H110L109 99H106V100H107L106 103H107V104L110 103V104L108 105L107 108H106V106H107V104H106V105H105V108H104V105H103V102H104V101H103V100H104L105 98H107V97H105L103 100H101V99H100V94H99V92H100L101 88H103V84H107V83H109V82L111 83V81H114V77H113V76H114V75H115V76H118L119 71H120L119 74L121 75V72H122V69H123V65H122L121 63H124V61H122V62H121V61H120V62L116 61L117 63H114L113 66L111 65L110 68H113V67L116 68L115 71H114V69H112L114 73L111 74V71H110L111 69H110V68H108L109 70H108V69L106 70V72L112 76V79L110 78L111 81H109L110 79L106 78V82H107V83H105V82L103 83V82H102V83H103V84H102L101 82H99V81H100L99 77H98V78H94L95 75H96V77H97V72H94V73H93V72H92L93 69H92V70H89V69H87V70H83V69H82V67H83L82 64L85 63V62H84V63L81 62V60L83 59V57H76V58H75L74 55L72 54V53H76V52H77V50H76L77 47H76V49H75V45H73V44H75V43H73V42L68 43V42H70V41L67 40V39H65V40H67V42L64 41V40H61V41L57 42V44H56V47H57L56 49H58V50H56V49H51V50H53V51H51L50 48L47 49V48H45V47H42V48H44V49L40 48V49H42V50H39L38 47L36 48V45H35V46H34V45H31V47H32V48H31V49H32V52L30 53L31 50L29 49L28 43H29V42L32 43V42H31V39H33L34 37H35V38L38 37V35L35 33L34 35H36V36L33 35L34 37L32 36V37H29V38L25 39L22 35L26 36L27 33H26L24 30H21V33L18 34V32H20V30H19L20 28H19V29H18V28H14ZM17 29H18V30H17ZM42 29H43V27H42ZM173 30H174V31H173ZM192 30L194 31V33L192 32L193 34L191 33ZM23 31H24V33H23ZM165 31H166V32H165ZM156 32H157V36H156ZM171 32H172V33H171ZM183 32H182V33H183ZM197 33L199 34V36H198ZM160 34H162V36H161ZM163 34H164V35H163ZM168 34H169V35H168ZM154 35H155L156 37H158V38H156ZM159 35H160V36H159ZM184 35H185V36H184ZM192 35H193L194 37H193ZM196 35H197V36H196ZM200 35H202V36H200ZM2 36H3V37H2ZM2 36L0 35V38H1V37L4 38V35H2ZM52 36H53V34H52ZM52 36H51V34H48L47 36L44 35L43 38L46 37L45 39H50ZM174 36H175V37H174ZM189 36H190V37H189ZM195 36H196V38H199V39H196ZM22 37H23V38H22ZM160 37L163 38V39H162L163 41L161 40ZM169 37H171V39H173V41H168V40H170ZM172 37H174V38H172ZM202 37H204V38H202ZM205 37H206V38H205ZM214 37H215V40H214V39H211V38H214ZM190 38H192V39H190ZM200 38H201V39H200ZM218 38H219L220 41H219V43L217 42V43L215 44V42L218 40ZM22 39H23V40H22ZM158 39H159V40H158ZM193 39H195V43H194V40H193ZM216 39H217V40H216ZM156 40H157V41H156ZM165 40H167L166 43H168V42L170 43V42H171L170 44H167V47H165V45H166V44H165ZM175 40H176V42H175ZM196 40H197V41H196ZM202 40H208V42L206 41L205 43H208L209 46H207L205 43L203 44V43H202V42H203ZM210 40H211V42H210ZM212 40H213V41H212ZM23 41H24L25 43H23ZM26 41H27V42H26ZM37 41H38V40H37ZM63 41H64V42H63ZM192 41H193L194 44L191 43ZM198 41H199V42H198ZM7 42H8V41H6V43H7ZM19 42H20L21 44H23V45H20ZM33 42L38 43V45H39V43H40V42H36V41H33ZM158 42H159V43H158ZM200 42L202 43L203 46H206V47L208 48V50L210 49L209 51H208V50H205L208 54H207V53H201V52H200V51L203 52V50H204V49L202 48V45H201ZM209 42H210V43H209ZM213 42H214V43H213ZM18 43H19V44H18ZM30 43H29V45H30ZM35 43H34V44H35ZM197 43H200V44L198 45ZM65 44H67V45H66L67 48L65 47ZM154 44H156V45L160 44L161 47H159V49H157L158 47L155 46ZM173 44H174V47H173ZM195 44H196V46H195ZM212 44H213V45H212ZM221 44H222V43H221ZM221 44H220V45H221ZM24 45H25V46L27 45L26 48H24V47H25ZM38 45H37V46H38ZM71 45L73 46V49H71L72 52H71L70 50L68 51V48H69ZM162 45H163V46H162ZM168 45H169V46H168ZM171 45H172V46H171ZM192 45H193V49L196 51V55L194 54L193 51H190V50L192 49ZM200 45H201V47H200ZM211 45H212L213 48L215 47L214 49H218V48H220V49H219L220 51H219V50H213V48H210ZM68 46H69V47H68ZM9 47H13V48H15V49H13L14 51L12 50V48H9ZM19 47H20V48H19ZM63 47H65V48L67 49V51H65V52H68V54L71 53L73 56H72V55H68V54H66V53L63 51V50H66V49L63 48ZM79 47H81V46H79ZM117 47H118V45H117ZM155 47H157V48H156L157 50H155ZM168 47H169V49H168ZM171 47H172V48H171ZM206 47H205V48H206ZM8 48L11 49V51L8 50ZM33 48L39 50V52L36 50V52H38L39 54H37V53L35 52V54H37V56L33 53V51L35 50V49H33ZM59 48H61V50H60ZM70 48H71V47H70ZM70 48H69V49H70ZM196 48H197V49H196ZM199 48H201V50H200ZM207 48H206V49H207ZM24 49H26V50H24ZM28 49H29V50H28ZM198 49H199V50H198ZM43 50H44V51H45V50H49V51H45L46 54H45L44 52H43V54H42V52H40V51H43ZM54 50H55V52H56V51H57V52L55 53ZM59 50H60V51H59ZM153 50H154L155 52H154ZM158 50H159V52H158ZM166 50H167L168 52H167ZM211 50H213V51H211ZM15 51H16V52H15ZM20 51H22V52L24 51V52L21 53V54L19 53V55H18L17 52H20ZM25 51H27V53H26ZM75 51H76V52H75ZM205 51H204V52H205ZM210 51H211V52L218 51L219 53L217 52L216 55H215V57H213V55H214L215 53H211V54H210ZM1 52H5V54H4V53H1ZM6 52H7V53L10 52V55H7V56H6V54H7ZM14 52H15L20 58H18L17 56L15 57V55H14L15 53H14ZM47 52H48V53H47ZM51 52H54V53H51ZM62 52H64L65 55H61V54H63ZM220 52H221V54H220ZM11 53H12V54H11ZM162 53H163V54H162ZM197 53H198V54H197ZM200 53H201V54H200ZM22 54H23V55H22ZM32 54H34V55H32ZM48 54H50V55H48ZM52 54H54L55 56L52 55ZM199 54H200V55H199ZM203 54H204V55H203ZM205 54H207V55H205ZM217 54H219V55H221V56H223V57L221 58V56L219 57ZM25 55H26V57H27L28 59H27V58H24V60H23V57H25ZM28 55H29V57H28ZM30 55H31V56H30ZM51 55H52V56H51ZM56 55H60V56L57 57ZM66 55H68V56H66ZM149 55H151V56L154 55V57L151 58ZM171 55H173V56H171ZM201 55H202V56H201ZM224 55H225V57H224ZM22 56H23V57H22ZM32 56H33V57H32ZM61 56L64 57V58L62 59ZM148 56H149V57H148ZM211 56H212L213 58H212ZM217 56H218L219 58H221V60H220ZM11 57L13 58L12 60H11ZM30 57H32V58H30ZM35 57H36V58H35ZM42 57H43V58H42ZM51 57H52V58H51ZM70 57H71V58L73 57V59L75 58L74 61H76V59L80 58V59H79L80 62H79V60H77V63L75 62L76 64L74 63V61H73V63H71V64H75V65H77V66H72V65L70 64V62L72 61V60H71V61H68V60H69L68 58H70ZM147 57H148V58H147ZM168 57H169L171 60H170ZM174 57H175V58H174ZM197 57H199V58H197ZM204 57H205V58H204ZM208 57H209L210 59H211V58H212V59L209 60ZM216 57H217V59H216ZM5 58H6V60H5ZM15 58H16V59H15ZM37 58H38V59H37ZM55 58H56V60H55ZM60 58H61V59H60ZM71 58H70V59H71ZM155 58H156V59H155ZM177 58H178V59H177ZM180 58H181V59H180ZM201 58H203V60H202ZM214 58H215L217 61H216V60L214 61ZM29 59H32V61H30ZM33 59H34V60L37 59L38 61H37V60L34 61ZM40 59H41V60H40ZM43 59H44L45 64H44V62H42ZM46 59H48V60H46ZM49 59H50V60H49ZM51 59H52L53 61H52ZM57 59H58V60H57ZM65 59H68V60H65ZM152 59H154V60H152ZM163 59H164V60H163ZM165 59H167V60H166V61H167V64H166ZM173 59H174V61H172ZM176 59H177V60H176ZM9 60H10V61H9ZM20 60H22V61H20ZM60 60H62V61L65 60V61L62 62V61H60ZM85 60H86V63L89 61L88 66H89V65L91 66V64H93V61H92L90 58H87V57H86V59H84L83 61H85ZM87 60H88V61H87ZM130 60H132V59H130ZM140 60H141V61H140ZM175 60H176V61H175ZM207 60H208V61H207ZM212 60H213L214 62H213ZM218 60H219V61H218ZM19 61H20V62H19ZM23 61H24V62H23ZM157 61H158V63H157ZM159 61H160V62H159ZM164 61H165V62H164ZM168 61H169V63H168ZM171 61H172V62H171ZM180 61H181V62H180ZM182 61H183V62H182ZM184 61H185V62L188 61V63L191 62L190 64H191L192 67H190V65H189L187 62H186V64H185ZM199 61L202 62V63L200 64ZM204 61L207 62V63H208V62L210 63V62L212 61V63H211L210 65H209V63H208V65L211 67V69L209 68V66L206 67L207 65H205V66L202 65V64H205ZM223 61H224V60H223ZM223 61H222V63L225 64ZM14 62H15V63H14ZM16 62H19V63L16 64ZM22 62H23V63H22ZM38 62H39V63H38ZM46 62H47L48 64H49V62H50V64L48 65ZM58 62H59V63H58ZM61 62H62V63H61ZM78 62H79V63H82V64H80V68L78 69V70L81 71V72H78V70H77V67H79ZM136 62H137V63H136ZM140 62H142L143 65H141ZM170 62H171V63H170ZM225 62H226V60H225ZM1 63H0V64H1ZM21 63H22V64H21ZM90 63H91V64H90ZM144 63H145V64H144ZM198 63H199L200 65H199ZM207 63H206V64H207ZM15 64H16V65H15ZM35 64H38L39 66H38V65H35ZM164 64H166V65H164ZM175 64H176V65H175ZM196 64H197L198 66H197ZM217 64H218V63H217ZM10 65H11V67H9ZM21 65H22V66H21ZM25 65H27V66H25ZM40 65H41V66H40ZM42 65H43V67H42ZM44 65H45V66L47 65L48 67L46 66V67L44 68ZM51 65H52V67H53V68H52L53 70H51ZM55 65H56L57 67H58V65H59L60 69H59V67H58V69H57V67H56ZM85 65H87V64H85ZM93 65H95V64H93ZM116 65H117V66L119 65L120 67L118 66L119 68H117ZM138 65H139V66H138ZM145 65H147V66H145ZM149 65H150V66H149ZM163 65H164V67H163ZM20 66H21V69H20ZM24 66H25V67H24ZM35 66H36L37 68H36ZM96 66H97V65H96ZM151 66H152V67H151ZM157 66H158V68H157ZM166 66H167V67H166ZM182 66H183V67H182ZM187 66H188V68L192 71V72H191V71L188 69L189 72H190L192 75H191L190 73H187V72H188V71L186 70V69H187ZM199 66L201 67V69H199V68H200ZM2 67H0V68H2ZM40 67H42V68H40ZM55 67H56V68H55ZM75 67H76V69H75ZM146 67H147V68L149 67V69H147ZM155 67H156L157 69H156ZM160 67L163 68L164 72H162V70H161ZM175 67H176L177 69H179V67H180L179 70H181V71H179V70H177V69H174V70H173V68H175ZM181 67H182V68H181ZM202 67H203V68L206 67L207 69L204 68L205 70H203ZM224 67H226L225 70H224ZM235 67H237V64H236ZM11 68L14 69V70L12 69L13 73H16V72L18 73V72H20V71L23 69L24 72H23V70L20 72V73H22L21 75H22V78H23V79H18V78H20V77H19V74H20V73H19V74H17V73H16V74H13L12 71H11ZM17 68H18V70H17ZM54 68H55V69H54ZM63 68H64V69H63ZM65 68H66V69H65ZM69 68H70V69H69ZM92 68H93V66H92ZM94 68H96V67H94ZM145 68H146V69H145ZM153 68H155V69H153ZM183 68H185L186 71H185ZM214 68H215V69H214ZM9 69H10V70H9ZM42 69H43V70H42ZM68 69H69V70H68ZM74 69L77 71L78 74L76 73V71H75ZM151 69H153V71H151ZM166 69H169L170 71H167ZM182 69H183L184 71H183ZM197 69H199V70H198L199 73H198ZM209 69H210V70H209ZM226 69H227V70H226ZM16 70H17V71H16ZM19 70H20V71H19ZM30 70H31V71H30ZM37 70H38V71H37ZM41 70H42V71H41ZM44 70H45V71H44ZM48 70L50 71V73H49V72H46V71H48ZM54 70H56V71H54ZM59 70H61L62 73H64V74H62L61 71H60V72H57V71H59ZM65 70H66V72H65ZM71 70H72V71H71ZM117 70H118V73H116ZM157 70H159L160 72L157 73ZM171 70H172V72H171ZM208 70H209V71L212 70L211 73H210ZM213 70H214V71H213ZM223 70H224V71H223ZM4 71H5V72H4ZM15 71H16V72H15ZM28 71H29V72H28ZM39 71L41 72V74L38 73ZM90 71H91V72H90ZM133 71H134V72H133ZM145 71H146V72L151 71V72H149V73H151V74H150V75H151V76H150L151 79H153L152 75L154 74L153 76H154V78H156V79H153L152 81H151V80H150V81L153 83V85H154V83H156V85H157V83H158L159 85H157V87H158L159 89H158V88L155 89V88H156V85H155V86H152V85L150 84V85H151V86H150V85L148 84V81H149L150 77H148L149 73H145ZM155 71H156L157 74H155ZM177 71H178V72H177ZM200 71H201V73H203V74H201ZM202 71H203V72H202ZM204 71L207 72V73H205ZM7 72H8V74H7ZM26 72H28V73L26 74ZM42 72H43V73H42ZM44 72H45V73H44ZM71 72H73V73H71ZM140 72H143V73L140 74ZM173 72H174V73H173ZM175 72H176V73H175ZM11 73H12V75H11ZM23 73H25V74H23ZM29 73H30V74H29ZM36 73H38L39 75L36 74ZM58 73H60V74L57 75ZM79 73H82V74H79ZM90 73H91L92 76H93V77H92L93 80H91L92 82L89 81L90 83H87V81L89 80L88 78L91 77V76L89 77ZM170 73H171V75H172V73H173V76H172V77H173V78L176 77L177 79L175 78V79L173 80V79L170 77L171 75H170V76L168 75V74H170ZM204 73H205V74H204ZM215 73H217L218 75L215 74ZM28 74H29V75H28ZM46 74H47V76H46ZM74 74H76V75H74ZM93 74H94V75H93ZM174 74H175V75H174ZM181 74H182V75H186L187 78H185V76H182ZM206 74H207V75H206ZM212 74H213L214 77L212 76ZM214 74H215V75H214ZM231 74H232V75H231ZM17 75H18V76H17ZM24 75H25L26 78L24 77ZM34 75H35V76H34ZM40 75H41V76H40ZM42 75L45 76L46 78H44ZM50 75H51V76H50ZM67 75H68V76H67ZM71 75H72V76H71ZM85 75H86V76H85ZM110 75H109V76H110ZM120 75H119V76H120ZM180 75H181V76H180ZM188 75H189V76H188ZM198 75H199V77L203 75L204 78H203V76H202V78L200 77V79H199V78H198ZM205 75H206V76H205ZM2 76H3V77H2ZM39 76H40L41 79L44 78V79H43V82H42L41 80H39V79H40V78H38ZM49 76H50V77H49ZM64 76H65V77H64ZM73 76H74V78H73ZM75 76H76L77 78H78V76H80V77L77 79ZM98 76H99V75H98ZM138 76H139V77H138ZM144 76H147V77H145V78L143 79ZM158 76H159V78L162 79V80H160V79L158 78ZM163 76H164V77H163ZM192 76H193V77H192ZM220 76H222V77H220ZM17 77H18V78H17ZM27 77H28V78H27ZM34 77H36L37 80H36V78L34 79ZM59 77H60V80H59ZM67 77H68L69 79H68ZM85 77H87V78H85ZM165 77H166V78H165ZM168 77L171 78V85H172V87H174V89H175L176 91L180 89V90L178 91L180 94H181V92H183V93L181 94V97H180V95H177V94H179V93L174 92L175 90H174L172 87H171V89H170L169 87L165 88L166 86H164V85H166V84L170 81ZM183 77L185 78L186 81L184 80ZM189 77H190V78H189ZM206 77H208L209 79L206 78ZM217 77H220V80H221V81H225L226 83H225V82H224V83H221L219 80H216ZM228 77H229V78H228ZM15 78H16V79H15ZM29 78H30V79H29ZM31 78H33L34 81H33V79H31ZM48 78H49V79H48ZM61 78H63V79H61ZM64 78H65L67 84L65 83ZM148 78H149V79H148ZM193 78H194L195 80H194ZM205 78L209 80V81L207 80L206 83H205V80H204ZM214 78H215V79H214ZM72 79H73L74 82L76 81L75 79H77L78 82H79L81 79H82L83 81H85V80H86V81L84 82V85L82 84L83 81H82L81 84L78 83V82L76 81V82H75L76 85H75L74 82L72 83V81H71ZM87 79H88V80H87ZM90 79H91V78H90ZM95 79H96V80L98 79L99 81H98V80L95 81ZM115 79H116V78H115ZM117 79H118V78H117ZM165 79H167V80H165ZM178 79H179V80H178ZM187 79H188V85H187V83H186V82H187ZM192 79H193V81H195L196 85H194L195 83L192 82ZM202 79H203V80H202ZM218 79H219V78H218ZM7 80H8V81H7ZM12 80H13V81H12ZM15 80H17L18 82H19V80H20L19 84H20V85H23V86L21 87L20 85H17L18 82H17V81L15 82ZM62 80H63L64 83H65L64 86H62V85H63V81H62ZM164 80H165V81H164ZM172 80H173V82H172ZM198 80H199V81H198ZM210 80H211V82H210ZM212 80H213V81H212ZM215 80H216V81H215ZM11 81H12V82H11ZM31 81H33V82H31ZM45 81H46V82H45ZM70 81H71L72 84L70 83ZM150 81H149V82H150ZM163 81H164V82H163ZM166 81H167V83H165ZM177 81H179V82H177ZM183 81H185V84H186L187 86H184L185 84L183 83ZM200 81H202V82L204 81V82H203V85H202V82H200ZM233 81H235V79H234ZM1 82H2V83H1ZM5 82H6V83H5ZM7 82H8V83H7ZM94 82H95V84H93ZM96 82L101 83L100 86H98V85H97L98 83H96ZM151 82H150V83H151ZM207 82H210V83H207ZM217 82H219L220 84H226V86L223 85V88H224V89H223L222 93L220 94L221 96H219V97L216 96V97L218 98L219 103H220L221 98L224 99V100L222 99L223 101L221 100L222 104L220 103V105H219L218 103H217V104L214 103V102H216V101H213V100L216 99V98H214L215 95H214L213 93H217V92L220 93L221 90H222V89H221L222 86H221V88L219 87L220 84H218V85L215 84V83H217ZM227 82H228V84H227ZM237 82H239V81H237ZM4 83H5L6 85H4ZM15 83H16V86H15ZM44 83H45V84H44ZM60 83H61V84H60ZM163 83H164V84H163ZM28 84H29V85H28ZM39 84H42V85H39ZM69 84H71V85H69ZM73 84H74V86H73ZM77 84H78V85H77ZM87 84L90 85V86H91V84H92V86L94 85L93 87L96 86V88L93 89V87H92V88L90 89V87H89ZM111 84H112V83H111ZM111 84H108V86L111 87ZM136 84H137V86H136ZM174 84H176V85H174ZM182 84H184V85H182ZM250 84L252 85L253 82H252V83L250 82ZM13 85H14V86H13ZM25 85H26L27 87H26ZM43 85H44V86H43ZM57 85H58V86L60 85L61 87H60V86L58 87ZM101 85H102V86H101ZM145 85H146V84H145ZM169 85H170V82H169ZM181 85H182V86H181ZM208 85H209V86H208ZM210 85H211V87H210ZM212 85H214V86L212 87ZM3 86H4V87H3ZM6 86H7L8 88H7ZM9 86H10V87H9ZM11 86H12V88H13L14 90L11 89ZM18 86H19V87H18ZM24 86H25V87H24ZM29 86H31V87H29ZM36 86H37V87H36ZM78 86H79V87H78ZM106 86H107V85H106ZM176 86H177V87H176ZM192 86L195 87V89H196V93H195V90L193 91V90L191 89ZM203 86H204V87H203ZM207 86L210 88V91H209V88H208ZM224 86H225V87H224ZM229 86L233 88V82H232V85L230 84ZM5 87H6L7 89L10 88L12 91H11V90H10V91H9V90H8V91H5V89H6ZM15 87H16V88H15ZM17 87H18V88H17ZM38 87H39V88H38ZM47 87H48V88H47ZM55 87H56V88H55ZM76 87H77V89H76ZM87 87H89V88H87ZM104 87H105V86H104ZM183 87H184V88H183ZM187 87H189L190 89L187 88ZM201 87H202V88H201ZM205 87L208 88V89L206 90ZM238 87H239V85H238ZM20 88H21V89H20ZM22 88H23V89L25 88V89H24L25 91H24ZM29 88H30V89H29ZM62 88H63V89H62ZM67 88H68V89H67ZM97 88H98V89H97ZM168 88H169V92H170V93L168 92V93H169V94H168V93L165 92L166 95L164 94V95H165V96H164L162 93H164V90H165V91H168ZM176 88H177V89H176ZM186 88L190 91V92L188 91V95H187V96H185V93L187 94V91H186L187 89H186ZM213 88H214V90H213ZM7 89H6V90H7ZM31 89L34 90V91H32ZM35 89H36V90H35ZM45 89H46V90H45ZM47 89H49V90L51 89L52 94H51V91H50V93H49V90L47 91ZM55 89L58 90V91H55ZM66 89H67V90H66ZM70 89H71V90H70ZM74 89H75V91H74ZM88 89H89V90H88ZM92 89H93V90L97 89V90H95V92H94ZM127 89H129V90H127ZM201 89H202V90H201ZM217 89H218V90H217ZM219 89H221V90H219ZM236 89H237V88H236ZM249 89H250V88H249ZM3 90H4L5 92H4ZM18 90H19V91H18ZM42 90L47 91L48 93L46 94V93L44 92V94L42 95V93H41V92H43ZM64 90H65V91H64ZM80 90H82V91H80ZM90 90H91V91H90ZM126 90H127V91H126ZM136 90H137V91H136ZM155 90H160L161 92H162V91H163V92L160 93V91H155ZM170 90H171V91H170ZM182 90H183V91H182ZM203 90L206 92L207 95H209V97H211V102H210V106H211V108H215V109L217 110V111H216V110H213V109H212V112L215 111V113H213L214 116H215V117L217 116L216 118L213 117L214 120H215V121H214V124H213V121H212V120H209V123H208V119H207V117L209 116V113H208V112H209V111H208L209 108H208L207 106H205V104H203V103H204V102H203V100H204V93H205ZM250 90H252V89H250ZM250 90L247 91V93H246L247 96H248V93L251 92ZM14 91H17V92L15 93ZM22 91H24V92H22ZM26 91H27V93H29V94H31V95L28 94V96H27ZM31 91H32V93H31ZM35 91H36V94H34ZM40 91H41V92H40ZM53 91H54V92H53ZM66 91H67V92H66ZM70 91H72V92H70ZM86 91H87V92H86ZM92 91L94 92V94H93ZM98 91H99V92H98ZM135 91H136V93H135ZM138 91H139V92H138ZM149 91H150V89H149ZM172 91H173V92H172ZM184 91H185V92H184ZM202 91H203V92H202ZM208 91H209V92H208ZM229 91H230V92H229ZM240 91H241V92H240ZM20 92H21V94H23L24 98H21L22 95H20ZM91 92H92V93H91ZM128 92H129V93H128ZM137 92L140 93V95H137V94H138ZM155 92H156V93L158 92V94L160 93V94H159L160 96H159L158 94H155ZM207 92H208L209 94H208ZM226 92H228V93H226ZM4 93H9V94H4ZM14 93H15V94H14ZM18 93H19V95H17ZM37 93L39 94V96H45L44 98H46V99H43L42 97H41V99H40L39 96H36V95H38ZM40 93H41V94H40ZM60 93L64 94L63 97H61L62 95H61ZM65 93H66V94H65ZM172 93H173V94H172ZM189 93H191V94H189ZM211 93H212V96H211ZM219 93L216 94V95H219ZM229 93H230V94H229ZM240 93H242V94L244 93V94L242 95V94H240ZM10 94H11V95H10ZM32 94H33V95H32ZM49 94H51V96H52L53 98H56V99H53ZM55 94H56V95H55ZM59 94H60V95H59ZM69 94H70V95H69ZM85 94H86V95H85ZM95 94H96V95H95ZM132 94H133V95H132ZM134 94L137 95L138 98H139V96H143V97H142L143 101H141L142 99L136 101V100H135V99H136V98H135L136 96H134ZM146 94H148L147 97H146ZM167 94L170 95V96H168ZM183 94H184V95H183ZM195 94H196L197 98H196ZM197 94H198V95H197ZM227 94H228V95H227ZM250 94H251V93H250ZM5 95H6L7 97H6ZM46 95H47V96H50L52 101L50 100V97H46ZM54 95H55L56 97H55ZM68 95H69V96H68ZM75 95H76V96H75ZM82 95H83V96H82ZM87 95H89L90 97L93 96L94 99H93L92 97L90 98V97L87 96ZM97 95H98V96H97ZM129 95L132 96V97H134V98L129 97ZM156 95H157V96H156ZM162 95H163V96H162ZM239 95H242V96H239ZM8 96H9V97H8ZM59 96H60L61 98H60ZM94 96H95V97H94ZM153 96L156 98V100H155V98H153ZM167 96H168V97H167ZM191 96H192V97H191ZM10 97L14 98V100L12 99L14 102L20 100V101H21V104H20V101H18V102H17V103L19 104L18 107L15 106V105H16V102H15V105H14L15 108H14V106H13V107H10L11 105L8 104L9 102L12 101V100H10ZM17 97H18V98L20 97V98L15 100V98H17ZM65 97H66V98H65ZM67 97H68V99H67ZM157 97H160V99H162V97H163L165 100H164V99H162V100L157 99ZM166 97H167V98H166ZM171 97H172V98H171ZM182 97H183V98L188 97V98H187V99H186V98L183 99ZM193 97H194V98H193ZM245 97H246V96H245ZM27 98H28L29 100L31 99V100H30V101H31L30 104H32V106L34 105L33 108H31L32 111H29V112L27 111V109H29L30 104L28 103L29 101H28ZM34 98H36V99L34 100ZM37 98H39V100H38ZM47 98H48V99H47ZM63 98H64V99H63ZM71 98H72V99H71ZM84 98H85V99H84ZM89 98H90V100H92V99H93V100L90 102ZM128 98H129V99H128ZM131 98H132V99H131ZM140 98H141V97H140ZM148 98H149V99H148ZM169 98H170L171 100H172V99H177V98H178V101H179V102L182 101V102H180V103L177 104V103H176L177 100H175V101L172 100V101H171ZM180 98H182V100H181ZM199 98H200V99H199ZM21 99H22V100H21ZM110 99L114 100V102H112V100L110 101ZM150 99H151L153 102H151ZM179 99H180V100H179ZM195 99H198V100H199V104H200V106H201V108H199L200 110L198 111V114H196L197 111H196V109H194V107H193V105H192V104L194 103ZM219 99H220V100H219ZM246 99H247V97H246ZM8 100H9V102H8ZM42 100H43V101H42ZM45 100H46V101H45ZM54 100L57 101L55 104L53 103L54 106L48 104V103L55 102ZM59 100H60L61 102H59ZM72 100H74V101H72ZM75 100H76V101H75ZM77 100H79V101H78L79 104H80V102H81V103L83 102V104H81V105L79 106L80 109H77V108H78ZM97 100H98V102H96ZM99 100H100V101H99ZM148 100H150V101H148ZM157 100H160V101H158V103H157L156 105H154V104H155L154 102H155V101L157 102ZM183 100H184V101H183ZM192 100H193V101H192ZM13 101H12V102H13ZM22 101H23V103H22ZM26 101H28V102H26ZM49 101H50V102H49ZM66 101H67V103H66ZM94 101H95L96 103H95ZM101 101H102V102H101ZM144 101H145V102H144ZM161 101L164 102V103H163V102H162V103L165 104L166 107L163 106V104H162V106H159V105H161V104H160ZM218 101H217V102H218ZM225 101H226V102H229V104H227ZM2 102H4V105L2 104ZM6 102H7V103H6ZM14 102H13V103H14ZM25 102H26V103H25ZM32 102H33V103H32ZM34 102H35V103H34ZM39 102H40V103H39ZM58 102L61 103V104H59ZM99 102H101V105H102V107H103L104 109L101 108L100 105H98ZM111 102H112V103H111ZM128 102H127V103H128ZM143 102H144V103H143ZM148 102H149V103H148ZM166 102H171L170 105H171L172 107H171L168 103H166ZM45 103H46V104H45ZM72 103H73V104H72ZM87 103H89V106H87ZM91 103H93V104H91ZM94 103H95V105H94ZM125 103H124V104H125ZM138 103L141 104L143 107H142V106H138V105H139ZM142 103H143V104H142ZM151 103H152V104H151ZM174 103H176L177 105L175 104V105H176V106H175ZM27 104H28L29 106H27ZM35 104H36V105H35ZM58 104H59V105H58ZM74 104H76V107H77V108H74V107H75ZM99 104H100V103H99ZM133 104H134V105H133ZM137 104H138V105H137ZM145 104H146V105H145ZM158 104H159V105H158ZM167 104H168V105H167ZM211 104H213L214 107H213V105H211ZM215 104H216V105H215ZM1 105H3V106H1ZM7 105H9V107H8ZM23 105H24V106H23ZM55 105H57V106H55ZM66 105H67V106H66ZM68 105H69L70 107H69ZM90 105H92V106H90ZM135 105H136L137 107H136ZM147 105H149V106H147ZM153 105H154V106H153ZM217 105H218L219 107H218ZM6 106H7V108H6ZM19 106H20V109H21V110H20V109L18 110ZM32 106H30V107H32ZM37 106H38V107H37ZM42 106H43V107H42ZM63 106L66 107V108L64 109ZM71 106H72V107H71ZM73 106H74V107H73ZM133 106H134V107H133ZM146 106H147L148 110H147ZM151 106H153L154 108H153V109H150V108H152ZM155 106H156V107H155ZM157 106H158V107H157ZM167 106H168V108H167ZM173 106H174V107H173ZM184 106H185V107H184ZM221 106H222V107H221ZM21 107H22V108L26 107V110H25V108L22 109ZM27 107H28V108H27ZM44 107H46V108H44ZM47 107H48L49 109H48ZM84 107H89V108H85V109H86V110H85ZM139 107H140V108H139ZM141 107H142L143 109H142ZM160 107H162V108H164V109H167V110H168L169 107H170V110H168V112H166L167 110H166V111H163L164 109H162V108H160ZM179 107H180V108H179ZM191 107H192V109H191ZM227 107H228V106H227ZM229 107H230V106H229ZM9 108H10V109H9ZM35 108H36V109H35ZM37 108H39V109H40V108H41V109H44L43 111L40 110V111L42 112V114H41V112L39 111V109H37ZM70 108H71V109H70ZM72 108H74V109H72ZM91 108H92V110H91ZM113 108L111 107L110 109L112 110ZM136 108H137V109H136ZM171 108H172V109H171ZM176 108H178V109H176ZM205 108H206V109H205ZM11 109H12V110H11ZM46 109H47V110H46ZM57 109H58V110H57ZM59 109H60V110H59ZM62 109H63V110H62ZM76 109H77V110H76ZM99 109H100V110H99ZM145 109H146V110H145ZM149 109L151 110V111H150L151 113L153 112V114H151V116L154 115V114H158V115H160V116H155V117H153V118L151 119ZM156 109H157V110L159 109L160 111H157ZM173 109H174V110H173ZM175 109H176V110H175ZM201 109H202V110H201ZM219 109H220V110H219ZM5 110H6V111H7V110H8V111L11 110V111H13V112L15 111L14 113H16V114H14V115H16V116H19V115H20V116H21V115L23 116V115H24V117H26V114H25V113H27L28 116H27L25 119H23V120H26V122L29 121V123H28V122L26 123L25 121H24V122L17 123L16 121L19 122V120H16L17 118H15L14 115L12 116L13 113H12V112L9 113L8 111H7V113H5ZM23 110H25V111H23ZM33 110H34L35 113H33ZM35 110H36V111H35ZM37 110H38L39 114H41V115L38 114ZM51 110H52V111H51ZM54 110H55V111H54ZM67 110H68V111L71 110V111H70V114H71L74 110H75L76 112L72 113L73 116L70 115V117L67 118V116H69V112L67 113ZM78 110H79V111H78ZM88 110H89V111H88ZM97 110H98L99 112H97ZM108 110H109V109H108ZM108 110H105V113H106V111H107V112H110V111H111V110H109V111H108ZM113 110H114V109H113ZM113 110H112V111H113ZM136 110H137L138 112H137ZM141 110H142V111H141ZM172 110H173V111H172ZM184 110H185V111H184ZM218 110H219V111H218ZM225 110H226V109H224V111H225ZM17 111H18V113H20L21 111H22V112H21V114H18ZM49 111H50V112H49ZM65 111H66V114H68L66 117H64V115H66V114H65ZM77 111H78L79 113H78ZM134 111L137 112V113H139V114L135 113ZM140 111H141V112H140ZM145 111H146V112H145ZM162 111H163V112H162ZM169 111H171V112H169ZM188 111H189V116H188ZM86 112H88V113H86ZM90 112H91V113H90ZM148 112H149V113H148ZM154 112H156V113H154ZM165 112H166L167 114H166ZM179 112H180V113H181V112H182V113H184V112L186 113V112H187V113H186V114L184 113V115H181V114H179ZM195 112H196V113H195ZM51 113H52L53 115H51ZM80 113H81V114H80ZM83 113H84L85 115H83ZM96 113H97V114H96ZM100 113H101V114H100ZM111 113H112V112H111ZM194 113H195V115H194ZM223 113H224V112H223ZM226 113H227V110H226ZM29 114H31V116H30ZM36 114H37V115H36ZM43 114H44V115H43ZM54 114H56L57 117L59 116V118H58L59 120H58V119H55V118H57V117H56V115H54ZM61 114H62V115H61ZM78 114H79V115H78ZM88 114H89V116H91V117L87 116V117H88V118H87L86 115H88ZM128 114H127V115H128ZM132 114H135V115H132ZM161 114H162V115H161ZM169 114H170V115H169ZM178 114L180 115V118H176V117L179 116ZM42 115H43V117H42ZM45 115H46V116H45ZM50 115H51V118L49 117ZM77 115H78V116H77ZM99 115H100V116H99ZM163 115H164V117L167 116V117H165V120H164ZM168 115H169V117H170V116L173 117V118L170 117V119H172V120L169 119ZM176 115H178V116H176ZM221 115H222V116H221ZM22 116H21V117H22ZM34 116H36V118H33ZM84 116H85V117H84ZM103 116L105 117V119H104ZM141 116H142V117H141ZM149 116H150V117H149ZM174 116H175V117H174ZM226 116H227V115H226ZM226 116H225V117H226ZM4 117H5V118H4ZM21 117H18V119L21 118ZM30 117H32V118L30 119ZM44 117H45V119H42V118H44ZM54 117H55V118H54ZM61 117H64V118L61 119ZM80 117H81V118H80ZM83 117H84V119H83ZM95 117H97V118H95ZM99 117H102L103 119H101V118H99ZM138 117H137V118H138ZM159 117H162V119H163V120L161 119V120H162V121H160L161 123H160L159 120H158ZM181 117H182V118H181ZM2 118H3V119H2ZM22 118H23V117H22ZM22 118H21V120H22ZM46 118H47V119L49 118L48 121H47ZM52 118H54L53 120H55V121L57 120V121H56V122H51V121H52ZM73 118H75L76 121H75ZM85 118H86V119H85ZM128 118L131 119L129 116H127L125 119H128ZM149 118H150V120H152V121H148ZM154 118H157V119H154ZM196 118H197V120H196ZM8 119H10V120L13 119V120H12L13 122H11V121H10V122H7V121H9ZM14 119H15V120H14ZM32 119H33V120H32ZM66 119H68V120H66ZM69 119H71V120L69 121ZM77 119H81V120L78 121ZM88 119H89V121H88ZM92 119H93V120H92ZM95 119H96V120H95ZM177 119H179V120L177 121ZM189 119H190V123H191V124L189 123V121H187V120H189ZM226 119H227V118H226ZM23 120H22V121H23ZM35 120H36L37 122H36L35 125H33L32 122H34ZM49 120H50V121H49ZM61 120H66V121L64 122V121H61ZM72 120H73V121H72ZM101 120H102V121H101ZM105 120L107 121L108 126H107V124H105L106 122H104V125H102V124H103L102 122L105 121ZM110 120H111V123L114 122V124H113V123L110 124V123H109ZM131 120H132V119H131ZM154 120H155L156 122L160 123V124L157 123L158 126L156 125L158 128L155 126L156 122H155ZM227 120H228V119H227ZM227 120H224V123H223L224 125H226V124L228 123ZM38 121H39V122H38ZM60 121L62 122V126L64 125L63 122H64L65 124L67 123V125H64V126L62 127L61 125L58 126V124H57V125H56V124H55V125H54V124H53V125L50 124V123H57V122L60 123ZM67 121L70 122L71 124L68 123ZM71 121H72V122H71ZM74 121H75V122H74ZM90 121H91V122H90ZM93 121H94V123H93ZM96 121H99V122L101 121V122H100L101 124L99 125V126H100V127H99L100 130H101V127H102V126H103L104 128H106V129L103 128V130H106V132L103 131V130H101V131H102L101 133H102L103 135H102V134H100V135L98 134V133L100 132V130L97 129L96 127H98L97 124H99V123H97ZM166 121H167V123H164V122H166ZM169 121H170V122H169ZM176 121H177V122H176ZM181 121H184V122H181ZM191 121H193V123H195L196 128H195L194 124H192ZM210 121H211V122H210ZM225 121H227V123H225ZM5 122H6L7 124H6ZM30 122H31V123H30ZM45 122H46V123H45ZM48 122H49V124H48ZM130 122H131V121H130ZM147 122H149V123L147 124ZM150 122H151V123H150ZM168 122H169V123H168ZM173 122L176 123V124H175L176 126L173 124ZM185 122H187V123L190 124V125H188V124L185 123ZM4 123H5V124H4ZM8 123H9V124H8ZM23 123H25V124H23ZM88 123H89V124H88ZM92 123H93V124L96 123L95 126H94V128H95V132H94V128H93V126L90 125V124H92ZM143 123H144V124H143ZM215 123H216V124H215ZM1 124H2L3 126H2ZM12 124H13V126H14V124H15L16 126H14V127L11 126V127H12V128H11L10 125H12ZM18 124H19V125H18ZM27 124H29V125H27ZM37 124H39L40 126H41V125L46 126V127H45L46 129H44L43 126H42L43 129H42V127H40V126H39V127L36 126ZM60 124H61V123H60ZM93 124H92V125H93ZM123 124H124V123H123ZM123 124H119V125L123 126ZM153 124H154V127H152ZM168 124H169V125H168ZM182 124L184 125L183 127L180 126V125H182ZM25 125H26V126H25ZM30 125H32V126H30ZM89 125H90V126H89ZM101 125H102V126H101ZM105 125H106V126H105ZM112 125H113V126H112ZM115 125H117V126H115ZM140 125H141V127H140ZM150 125H151V127H149ZM159 125L161 126V128H160ZM170 125H171V126H170ZM172 125H173V126H172ZM185 125H186L187 127H189V126H190V127L193 126V127H192V129H191L190 127H189V129H188ZM20 126L23 127V128H21ZM35 126H36V127H35ZM51 126H52V127H51ZM82 126H83V127H82ZM144 126L149 127L148 130L146 129L147 127H144ZM162 126H163V127H162ZM169 126H170L171 128H170ZM226 126H227V125H226ZM17 127H20V128H17ZM37 127H38V128H37ZM49 127H50V128H49ZM64 127H66V128H64ZM67 127H68V129H67ZM70 127H71L72 129H71ZM87 127H88V128H87ZM91 127H92V128H91ZM118 127H119L120 130H119V131L116 130V131H118V132H117V134L115 135L116 132L113 131V128H114V130H115L116 128L118 129ZM167 127H168V128H167ZM175 127H176V128H175ZM185 127L187 128V131H184V128H185ZM224 127H225V126H224ZM15 128H16V129H15ZM24 128L27 129V130L25 131ZM47 128H49V129L55 128V130H54V131H49V129H47ZM60 128H61L62 130H61ZM73 128H74V129H73ZM89 128H90L91 130H90ZM108 128H110V129H108ZM151 128H153V130H151ZM156 128H157V129H156ZM163 128H165V129H163ZM166 128H167V129H166ZM20 129H23V130L25 131V132H24L25 134H23L22 132H20V131H22V130H20ZM33 129H34V130H33ZM38 129H39V130H38ZM56 129H57L58 131H57ZM88 129H89V130H88ZM107 129H108V130H107ZM125 129H126V128H124V130H125ZM138 129H139V130H138ZM154 129H156V130H154ZM178 129H180V130L178 131ZM190 129H191V130L194 129L195 131L193 130V131L191 132ZM196 129H198V130L196 131ZM235 129H236V131L239 130V128H235ZM235 129H234V130H235ZM10 130H12V131L14 130V132L16 131V133H14V132L12 133ZM18 130H20V131H19L20 133L18 132ZM29 130H30V131L33 130V131H32V134H31V132L29 133ZM35 130L38 131V132H35ZM81 130H82V131H81ZM83 130H84V131H83ZM92 130H93V131H92ZM111 130H112V131H111ZM142 130H143V131H142ZM149 130H150V131H149ZM167 130H169L170 132H166ZM188 130H189V131H188ZM27 131H28V132H27ZM42 131H43V132H42ZM56 131H57V132H56ZM61 131H62V132H61ZM68 131H69L70 134L68 133ZM71 131H72V132H71ZM85 131H86V132H85ZM140 131H141V133H139ZM145 131H146V132H145ZM182 131H184V132H189V133H183ZM3 132H4V133H3ZM26 132H27L28 134H26ZM49 132H50L51 134H50ZM53 132H54V133H53ZM76 132H77V133H76ZM87 132H88V133H87ZM103 132H104V133H103ZM113 132H114V133H113ZM148 132H149V133H148ZM153 132H156V133L158 132V133H161V134H162V133H163V134L166 133V135L170 133V134H169L170 136H169V135H167V137H166V135H165V136H163V135L161 136V134H158V136H156V133H155V134H153V135L156 136V137H152L151 133H153ZM173 132H174V133H173ZM175 132H176V133H175ZM6 133H7V134L10 133L9 136L11 135V133H12V135L15 134V135H13V136L16 137V139H15V143H16V144H18L19 141H20L18 138H21V137H22L21 140H23V142L21 141V143L26 144L25 146L23 145L25 148L22 147L21 144H20V146H21L22 148H21L19 145H17V146H19V148H18L17 146H15V145H14V144H15V143H14V138H15V137H13L12 135L9 137V136L6 135ZM21 133H22V134H21ZM34 133H35V135L37 134V136H34V135H33ZM38 133H39V134H38ZM52 133H53L54 135H53ZM61 133H62V134H61ZM75 133H76V134H75ZM82 133H83V134H82ZM85 133H86V134H85ZM89 133H91V135H92V137H91L92 140H90V141H92L91 143H94L93 141L96 139L97 141H95L94 144L98 145V142L100 141V144H99V145H100V147H99V150H100V151H97V150L94 151V152H96L95 154H97L98 152H99L100 154L98 153L97 155L92 156V154L94 153V152L92 153V151L95 150V149H93V148L87 149V148H89L88 146H87V147H84L86 144H89V145H90V141L87 143V141H88L89 138H90V137H88ZM138 133H139V135H138ZM143 133L145 134V136H144ZM147 133L149 134V136L151 135V137H147V139H146V136L148 135ZM177 133H180V134H179L180 136H178ZM181 133H182V134H181ZM4 134H5V136H4ZM96 134L99 136V139H98V137L96 136ZM171 134H172V135H171ZM175 134H176L178 137L173 136V135H175ZM42 135H44L45 138H44V136H43V138H42ZM48 135H49V136H48ZM60 135H61L62 138L59 137ZM64 135H65L66 137H63ZM81 135H82L83 137H82ZM91 135H90V136H91ZM93 135H94V136H93ZM1 136H3V137H1ZM28 136H29V137H28ZM46 136H47V137H46ZM55 136H56V137H55ZM67 136H70V138H71V136H72V138H71L72 140H74L73 137L75 136V137H74V138H75V142H76L77 140L80 141L81 139H82V140L85 139V140L82 141V142L80 141L81 143L77 141V142L80 143L81 145L85 143V145H82V146H79L80 144H79V145L77 144L80 148L82 147L81 149H82V152H84V153H80V154H78V153H79L78 149H75V148H74V147L77 148V146H74V147L71 149L69 145H70V142H72V140H71V141H68V140H66V139H65L66 141L64 140V138H67ZM79 136H80V137H79ZM95 136H96V138L93 139V137H95ZM101 136H102V137H101ZM107 136H108V137H107ZM160 136L162 137V140H163V141L165 140L164 143H163L162 141L160 142V140H161V139H160ZM171 136H173V137H172L173 139L171 138ZM184 136H186L187 139L185 138V140H184ZM25 137L28 138L30 141H29L28 139H26ZM35 137H36V138H35ZM57 137L60 138V139H58ZM77 137H78L79 139H78ZM100 137H101V138H100ZM133 137H136V138H138V139H135V138H133ZM140 137L142 138V140H141ZM143 137H144L145 139H144ZM164 137H166L167 139L164 138ZM174 137H175L176 139H175ZM191 137H192V136H191ZM30 138H31V139H30ZM70 138H69V140H70ZM76 138H77V140H76ZM91 138H90V139H91ZM139 138H140V139H139ZM156 138H157V139H156ZM177 138H178V139H177ZM192 138H193V139H192ZM192 138H191L192 140L189 141L190 144H187V145H191L192 151H195L196 146L199 145L200 142H199L197 136L195 137V139H194V137H192ZM9 139H13V141H12V140H9ZM32 139H33V141H32ZM44 139H46L47 141L44 140ZM56 139H57V141H56ZM67 139H68V138H67ZM86 139H88V140H86ZM105 139H107V140H109V141H107V140H105ZM131 139H132V140H131ZM134 139H135V140H134ZM152 139H153V140H152ZM159 139H160V140H159ZM18 140H19V141H18ZM25 140H26L27 142H26ZM37 140H40V141H37ZM48 140H49V141H48ZM52 140H53L54 142H52ZM139 140H140V142H139ZM149 140H151V141L148 142ZM154 140H155V143H154ZM156 140H157V141H156ZM158 140H159L160 143L158 142ZM180 140H179V141H180ZM243 140H245L244 137L242 138V140H238V141H243ZM2 141H3V144H2ZM11 141H12V142H11ZM28 141H29V143H28ZM35 141H36V142H35ZM61 141L63 142V144L65 143L64 146H65V145H68V142H69V145L67 146V148L64 147L65 149H67L65 152H63L64 150L61 151V149L63 148V147H62L63 144L61 143ZM85 141H86V142H85ZM122 141H126L125 138H123ZM127 141H126V142H127ZM135 141H136V142H135ZM193 141H194V142H193ZM73 142H74V141H73ZM96 142H97V143H96ZM101 142H102V143H105V144H108V145L106 146L105 144H101ZM126 142H125V143H126ZM138 142H139V143L142 142V143L139 144ZM198 142H199V143H198ZM246 142H248V141H246ZM8 143H9V145H8ZM13 143H14V144H13ZM32 143H33V144H32ZM37 143H38V144H37ZM43 143H44V144H43ZM47 143L49 144V148H47V146H48ZM51 143H52V144H51ZM60 143H61V146H60ZM66 143H67V144H66ZM110 143H111V144H110ZM115 143H116V144L118 143V144L116 145ZM128 143H126V144L129 145ZM156 143H157V144H156ZM158 143H159V144H158ZM162 143H163L164 145H163ZM5 144H6V145H5ZM10 144H13V146H11ZM28 144H29V145H28ZM40 144L43 145V146H44L45 144L47 145V146L45 145L46 148H45V146H44V148H42L41 150H43V149H48V150H49V149H53V147H58L57 149H58L59 151H56V148H54V149H55V150H54L55 152H54V151H50V152L47 151L48 153L46 152V154H45V151H46V150H45L44 153H43V152L40 153V151H41V150L39 151V147L41 146ZM154 144H156V145H154ZM171 144H173V143H171ZM175 144H174V145H175ZM2 145H3V146H2ZM35 145H37L38 147L35 146ZM39 145H40V146H39ZM53 145H54V146H53ZM109 145H110V146H109ZM28 146H29V147H28ZM52 146H53V147H52ZM115 146H117V147L115 148ZM123 146L126 147V148H123ZM10 147H11V148H10ZM13 147H14V148H13ZM34 147H35L36 149L38 148V149H37L38 151L35 149L37 152L34 150ZM41 147H42V146H41ZM50 147H51V148H50ZM91 147H93V144H92ZM94 147H95V145H94ZM96 147H97V146H96ZM104 147H105V150H104ZM110 147H111V148H110ZM121 147H122V148H121ZM162 147H164V148H162ZM214 147L216 148L217 151L220 150V149L218 150V148L220 147L219 145H218V147H217V144H215ZM64 148H63V149H64ZM69 148H70V149H69ZM117 148L122 149V151H123V150H127L128 148H129V149H128L127 151H125V152H126V155H123V153L125 154V152H122L120 149H117ZM73 149H74V150H77L78 152H73ZM81 149H79V150H81ZM97 149H98V148H97ZM106 149H107V150H106ZM110 149H111V150H110ZM114 149H115V151H114ZM116 149H117L118 151H117ZM19 150H20V151H19ZM33 150H34V151H33ZM70 150H71L72 152L69 153ZM119 150H120L122 153H119ZM131 150H132V151H131ZM134 150H135V149H134ZM141 150L144 151V152H142ZM159 150H160V149H159ZM4 151H5V152H4ZM18 151H19V152H18ZM111 151H112V152H111ZM145 151H146V152H145ZM220 151H221V150H220ZM220 151H219V156H220V154H221ZM51 152H54V154H56V155L53 156L54 154H53V153L51 154ZM58 152H60L62 156H63V154H64V160H62V156H61V155H59V157H61V159H60L59 157L57 158V154H58ZM80 152H81V151H80ZM89 152H91L92 154L90 153V154H91V155H90ZM115 152H116V154H114ZM131 152H132V153H131ZM42 153H43V154H42ZM49 153H50V154H49ZM65 153H66V154H65ZM71 153H73L74 156L72 155L71 157H68V156H70L69 154H71ZM74 153H75L76 155L78 154L77 156H79V157H80L81 155L84 156V154H88V157L91 158V159H93L95 162H97V163H95V165H98V166H96L95 168H93V167H87L86 164H85V162H81V161H82V160H81L82 158L76 157L77 159H74L75 156H76ZM101 153H102V154H101ZM108 153H111V156H110V154H108ZM117 153H119V154H117ZM128 153H129V154H128ZM144 153H145V154H144ZM15 154H16V155H15ZM32 154H33V156H31ZM67 154H68V155H67ZM105 154H106V155H105ZM113 154H114V155H113ZM134 154H136V153H134ZM65 155H66L67 158L65 157ZM89 155H90V156H89ZM163 155H164V154H163ZM98 156H99V157H98ZM100 156L103 157V158H100ZM109 156H110L112 159H111ZM112 156H114V158H113ZM117 156H118V157H117ZM131 156H132V157H131ZM143 156H144V157H143ZM145 156H146V158H145ZM148 156H149V157H148ZM153 156H154V155H152V157H153ZM157 156H158V155H157ZM159 156H160V155H159ZM221 156H222V155H221ZM221 156H220V157H221ZM94 157H96L97 159H95ZM107 157L110 158L109 161H107V160L109 159V158H107ZM222 157H223V156H222ZM78 158L81 160V161H80V160H79V161H80L81 163H83V164L78 163V161H77ZM115 158H116V159H115ZM52 159H50L51 161H48V162H47V161L44 162V160H42L40 163H41V164H42V162H44V163H50V162H52ZM68 159H71V160H73V161H71V163H69V162H68ZM106 159H107V160H106ZM123 159H124V157H123ZM138 159H140V158H138ZM220 159L223 160V158H220ZM53 160H54V159H53ZM61 160L64 161V162H62ZM65 160H66L68 163L65 162ZM96 160H97V161H96ZM100 160H104V163H106V165H105L104 168H105V169L109 168L107 171H105V169H103V167H101V165L104 166V163H103V161L98 162V161H100ZM111 160H113V161H111ZM1 161H2V159H1ZM17 161H18V162H17ZM76 161H77V162H76ZM110 161H111V162H110ZM2 162H3V161H2ZM5 162H6V163H5ZM54 162H55V161H54ZM54 162H53V163H54ZM58 162H57V163H58ZM72 162H75V164L77 163L76 165L81 164L82 167H79L80 165H79V166H75V164L73 163L74 168H72V167H73ZM40 163H39V164H40ZM63 163H64V164H63ZM98 163H100V164H98ZM39 164H36V165H39ZM41 164H40V165H41ZM51 164H52V163H50V165H51ZM65 164H66L67 166L63 167V165H65ZM10 165H9V166H10ZM36 165H35V166H36ZM50 165L48 166V167H50V170H52V172H54V173L57 172V171H54V170L52 169V168L55 169V166L57 167V165H56V164H55V165L52 164V166H50ZM61 165H62V167H61ZM99 165H100V166H99ZM75 167H78V168H80V169L75 168ZM224 167H225V170H226V174H228V170H227V168H226V166H225V163H224ZM34 168H37V169L34 170V172L32 171L33 173L31 172V174H33V175H35L36 172H37V170L40 169V166H38V167H34ZM70 168H69V169H70ZM90 168H91V169H90ZM92 168H93L94 170H93ZM87 169L91 170L93 174H90L91 171H89V170H88V172H87ZM55 170H57V169H55ZM103 170H104V171H103ZM35 171H36V172H35ZM93 171H94L95 173H94ZM50 172H51V171H50ZM52 172H51V173H52ZM88 173H89V174H88ZM87 174H88V175H87ZM103 174H104V173H103ZM36 175H38V172H37ZM82 175H86V176H85V177H84V176L81 177ZM228 176L230 177V174H228ZM90 177H91V178H90ZM93 177H94V178H93ZM96 177H97V173H96ZM89 178H90L91 180H90ZM230 178H231V177H230ZM80 179H79L78 181H80ZM89 180H90V181H89ZM88 181H89V182H88ZM81 184H82V183H81ZM82 185H83V184H82ZM104 187H105V186H104ZM104 187H103V188H104ZM105 188H106V189H104V191H105V197H107V198L103 199V201L92 202V201L95 199L94 197H91L93 194H92V195H91V194L88 195L89 198L87 197L88 200H87V198H86V200L88 201V203L91 202L90 205H91L92 207H93V206H94V207H95V206H101V207L103 206V208L109 207V202H111V200L115 199L113 196H111V195H113V194L111 193L112 191H109V188H107V187H105ZM107 190H108V191H107ZM108 194H110V195H108ZM78 195H79L78 197H77V196H75V197L73 196V197L75 198V200H77V201H75V200H74L73 198H71V196H70V199L74 200V201L71 200V202L74 203V204H72V205H68V206H67V207H69L68 210L70 209V211H71V210L73 209V211H71V212L68 211V210H66L67 208L64 209V207H66V204H70V203H71V202L68 203V201H70L69 198H68V200H65V199H64V200H65V203H64V200L61 199V200L59 201V202L61 203V206H60V204H58L60 207H58V205H54L53 207H55V208H53V207H52V208L55 209V210H52V208H51V209H47L48 212H47V210H46V212H45L44 209H43V208H45L44 206H46V205H44V203H41V204H43V205H42V210H43V212H44L43 215L46 214V215L48 216L49 219H53V221L50 220V222H48L49 224H50V223H53V224L49 225L50 227L47 226V224H45L46 222L43 223L44 225L42 224V221L44 222V221L48 220L47 217H46V218H47L46 220H41V219H44V217L41 218V216L37 215L36 213L34 214L35 216H33V214L31 215L32 212H31L30 215H29V214H28L29 212H25L26 210H24V211H22V212H24L25 214H28V215H25V214H22L21 212H19V211H21L20 209H18L19 211L17 210L19 216L16 217L15 215H16L17 213L14 212V211L16 210V208H15V209L12 208V209H13V210L11 209L12 211L10 210V208H9L8 210H7V209H4V210L2 211V213H3V216H2L3 219H1V220H3V223H5L6 226L4 227L3 225H5V224H3L2 221L0 220V224H1V225L3 224L1 229H3V232L11 231V230L13 231V230H14L13 232H15V233H14V236H11V235L13 234V232H7L6 235H7V234L9 235L10 233H12L10 236L7 235V236H8V237H7V236L2 232V230L0 229V230H1V231H0V233H1V234H0V240H2V239H4V238H7V239L10 240V241L7 240V247H6V248H9V249L4 248V250H5L6 252L9 251V250L12 251V252L9 251L8 254L5 255V254H4L5 251L2 249V246H0V258H1V256L4 257V259H3V257L1 258V260H2V259H3V260L0 261V264H5V263H6V264H19V263H20V264H27V263H29V262H31V261H32L31 264H38V262H39L40 264H43V263H45V264H68V263H69V264H70V263H71V264H80V263H78V262L80 261V257H79V256H81L82 254L80 255V251H79V249H75V250H77L79 253H77V251H75V250L73 251V252H76V253L74 254L75 256H72L73 258L71 257V258H69L70 260L68 259L67 261H65V263H62L61 261L58 262V261H56V260H54V261L52 260V258H53V257H52V256H53V253H52V252H53V251H51V253L48 252L47 254H46V252H43L42 254L39 253L38 250H37V249H38V246H37V245H38L39 242H36V241H39V239L42 237L41 235H42L43 233H44V234H45V233L50 234V230H52V232L54 231V235H55V236L52 235L53 233L50 234V235H52L53 237H56V236H57V235H56L57 233L60 234V232L64 231V232H66V234H67V233H69V234L72 233V236H73V233L76 234V235L74 236L75 238H74V237L72 238V236H71V239H69V240L67 239V240H66L67 243H70V244H69V247H73V244H72V246H70V245H71V241H72V243H74V240H75V242H77V243H76L77 247L80 248L81 246H83V243L85 242V241L82 242V240H83V239H88V238L91 236L92 238H90V239H92V240H91V242H92L91 244H92V245H90L89 247H92V250H93V248H96V247H93V246H97V245H98V242H97V244H96V243H95V240L97 241L98 239H101V237H102L101 235H98V234H100L99 232L101 231L100 229H98V228H100V227H98V226L96 225L95 227H96L97 229H96V228H93L91 233H92V234L97 233L96 235L101 236V237H98V236L95 237V235L92 236L91 233H89V230H88V229H89V224H90V223H89V224H86V225L83 224V225L85 226V228L80 227V226L82 225V222H80V220H79L78 217L76 216L75 209L77 208V209H79V211H80V210L83 211L85 208L87 209L86 204L88 205V203H87V201L85 200L84 202H86V203L80 205V203H83V201H82V202L78 201V200H80V199L82 198V197L80 198L81 194L78 193ZM106 195H107V196H106ZM93 196H95V195H93ZM85 197H86V196H85ZM85 197H84V199H85ZM108 197H111V198H108ZM77 198H79V199H77ZM90 198H92L93 200H91ZM98 198H99V196L96 195V199H95L94 201H97V200L100 199V198H99V199H98ZM40 199H42V198H40ZM40 201H42V200H40ZM66 202H67V203H66ZM103 202H104V203H103ZM105 202H106V203H105ZM93 203H94L95 205H94ZM101 203H102V204H101ZM107 203H108V204H107ZM75 204H76L78 207H75V206H76ZM92 204H93V205H92ZM98 204H99V205H98ZM100 204H101V205H100ZM63 205H64V206H63ZM56 206H57V207H56ZM71 206H72V208H71ZM73 206H74L75 208H74ZM79 206H81V207H79ZM82 206H85V208L82 207ZM88 206H89V205H88ZM0 207L3 208V207H5V206H2V205H1ZM92 207H90V209H92ZM119 207H120V209H121V207L123 208L124 206H123L122 204H120ZM57 208H58V209H57ZM62 208H63V209H62ZM86 209H85V210H86ZM51 210H52V211H51ZM58 210H59V211H58ZM64 210L67 211V212H69V213H66ZM85 210H84V211H85ZM87 210H88V209H87ZM4 211H5V212H4ZM6 211H8L9 213H7ZM27 211H28V210H27ZM56 211H58V212H56ZM59 212H64V213H63V215L60 213L61 215H60V217L58 218L57 216L59 215ZM212 212H214V213L212 214ZM5 213H6L8 216L11 215V216H12L11 219H10ZM20 213L22 214V216L20 215ZM52 213H53V214H52ZM65 213H66L67 215H66ZM93 213H94V212H93ZM209 213L211 214V216H213V215H215V214L218 213V212H217V211H216V212H215V211H211V212H209ZM18 214H17V215H18ZM48 214H49V215H48ZM72 214H73V215H72ZM91 214H92V213H91ZM94 214H95V213H94ZM5 215H6V217H7V220L4 218ZM24 215H25V216H24ZM40 215H42V214H40ZM50 215H52V216L49 217ZM69 215H70V217H69ZM71 215H72V216H71ZM100 215H101V216H100ZM207 215H209L208 212H207ZM14 216H15V218H14ZM29 216H30V217H35V218H30ZM38 216H39V217H38ZM190 216H191L190 218H192L191 221H190V218H188L189 220L186 219V221H185V219H184V220L182 221V223H184V224L187 226L186 228H188V229H186V228L182 229L183 227H185L184 224H183V227H181L180 229L177 228V229L179 230V232H178V230H177V233H178V234L180 233V230H183V232H186V231L188 232V233H183V232L181 231L183 234L180 233L182 236L180 235V236H181V237H179V238H180V239H179L180 241L177 242V243H178V246L180 245L179 243H182V244H184V245H182V244H181V245H182L183 247L186 246L185 248H188V249H191L190 247H194V246H192V244H193L192 242L195 241V238H196V237L198 238V236L201 235L200 232H199L200 234H199V233H196L197 231L192 233V231H193L192 229H194V228H192V229H190V228L193 227V225H192V224H193V223H192V222H193V221H192V220H193V217H192V215H190ZM26 217H27V219H28V218L32 219V221H33V220H34V221H35V220H36V221H39L40 223H39V222H38V223L41 225V226H38L39 229L37 228V225H38L37 223L35 224V223L32 222V221L29 222L28 220H30V219L27 220ZM36 217H37V218H36ZM56 217H57V218H56ZM68 217H69V218H68ZM75 217H76V219H75ZM95 217H96V218H95L96 221H92L93 224H94V223H95V224L99 223V221L101 220L100 217L103 219L102 214H99V213H97V212H96V214H95ZM205 217L208 218L209 216H205ZM205 217H203L204 220L206 219ZM8 218H9V219H8ZM16 218H17V219L19 218V219H18L19 221L16 220ZM22 218H24V219L21 220ZM91 218L94 219V217H91ZM97 218H98L99 220H98ZM200 218H202V216H201ZM12 219H13V220H12ZM14 219H15L16 221H15ZM54 219H55V221H54ZM57 219H58V220H57ZM203 219L200 220V223H201L200 225H203V224H202V220H203ZM56 220H57V221H56ZM59 220H60V221H59ZM63 220H64V221H63ZM71 220H72V221H71ZM97 220H98V221H97ZM171 220H172V219H170V221H171ZM206 220H207V219H206ZM210 220H211V219H210ZM48 221H49V220H48ZM70 221H71V223H72V222H77V223H75V224H77V226L74 227V225H73V223H72V225H70V228H69V224H71ZM166 221H167V223H169V224H171V223H172V224H174V223L177 224V227L182 226V225H181V220H178L177 223H176V220H175V222H174V220H172V221L170 222L169 220L166 219ZM179 221H180V225L178 226V224H179L178 222H179ZM189 221H190L191 223H190ZM13 222H19V224H18V223H15V225H14ZM21 222H22V223H21ZM54 222H55V223H54ZM60 222H61V223H60ZM96 222H97V223H96ZM186 222H187V223H186ZM188 222H189V223H188ZM9 223H11V224H9ZM20 223H21V224H27V225H28V227L25 226V225H24V227H22V230H23V229H24L25 231L27 230L26 233L24 232V230L21 231V232L24 234L23 236H22V233L20 232L21 237L24 238V243H25V239H26V240L29 239V238H27V237L30 236V239H31V235H33L32 237H33L34 240H35V238H36L35 241H33L32 239H31V240H30V239L27 240L26 242H28V241L31 242V243L28 242L29 245H24L22 238H21V240H20V234H19V235H16V234H18V232L21 230V227H20V226H22V225H20ZM30 223H31V225H30ZM33 223H34L35 226H33V228L31 229V226L33 225ZM78 223H80V225H79ZM7 224H8V226H7ZM17 224L20 225V226L18 227ZM54 224H55V225H54ZM59 224H60V225H59ZM63 224H64L65 226L68 224V225H67L68 227H65L66 229H65V228H64V229L60 228L61 226L64 227ZM95 224H94V225H95ZM190 224H191V226H190ZM1 225H0V227H1ZM52 225L55 226V228H54L55 230L52 228ZM78 225H79V226H78ZM16 226H17L19 229H17ZM29 226H30V227H29ZM42 226H44V228H42V229H44V230L41 229ZM59 226H60V227H59ZM188 226H190V228H189ZM12 227H14V229H12ZM72 227H73V228H72ZM78 227H80V228H78ZM102 227H103V226H102ZM204 227L206 228V226H204ZM4 228H6V229H4ZM7 228H8V229H7ZM48 228H49V230H48ZM56 228H57L58 230H57ZM67 228H69V229H71V230L69 231V229H67ZM77 228H78V230H76ZM82 228H83V230H86L85 232L83 231L84 233L79 232V231H82V230H81ZM86 228H87V229H86ZM218 228H219V230H218ZM218 228H216L218 231H216V229H215L216 233H215V231H214V233H213V230H214V229H213L212 231L209 230V233L212 232V233L214 234L213 237L217 238V241H218V244L215 245V246L217 247V249H216V248L214 249L215 246H214L213 249H212V251H213V250H216L215 253H213V254H214V258H213L214 260H215V258H216V260H217V259H222V257L216 256V255H217V252L220 251V253L223 254L224 251L230 249V248H228V247H230V244L228 243L229 240H228V238L226 239V236H227V234H228V232H227V230H226L227 228H226L225 226H224L223 228L221 227V229H222L223 231L220 229V226H219ZM28 229H30V230H28ZM36 229L39 230V231H37ZM61 229H62V230H61ZM202 229H203L202 231L205 230L203 227H202ZM224 229H225V230H224ZM4 230H5V231H4ZM33 230L37 231V233H36L35 231L31 233V231H33ZM45 230H46L47 232H46ZM56 230H57V233H55ZM59 230H61V231H59ZM66 230H68V232H67ZM73 230H74V232H71V231H73ZM87 230H88V233H86ZM190 230H191V231H190ZM16 231H17V232H16ZM48 231H49V233H48ZM58 231H59V232H58ZM77 231H78V232H77ZM93 231H94V232L96 231V232L93 233ZM98 231H99V232H98ZM194 231H195V230H194ZM221 231H222V234H220ZM224 231H225V233H224ZM228 231L230 232V230H228ZM28 232H29V233H28ZM205 232H208V231L205 230ZM205 232H204V233H205ZM217 232H218V233L220 232V233H219V234H220L219 236L223 235V233H224V235H226V236L223 237V236H224V235H223V236H222L223 239H222V237L219 238L218 235H217ZM226 232H227V234H226ZM2 233H3L4 235H3ZM35 233H36V234H35ZM38 233H39V234L41 233L40 236H39ZM101 233H102V231H101ZM146 233L151 234L149 231L146 232ZM146 233H145V237H147V236L149 237L150 235H148V234L146 235ZM209 233H207V234H208L207 236H209V238H211L212 236H210V234L212 235V233H210V234H209ZM253 233H257V231L254 230ZM25 234H26V236H27V234H28L29 236L26 237ZM44 234H43L44 238H41V239H40L41 241H42V240H45V241H46V239H48V235L45 234L46 237H47V238H46ZM66 234H65V235H66ZM196 234H198V236H197ZM2 235H3V236H2ZM65 235H64V238L67 237V236L65 237ZM88 235H89V237H88ZM151 235H152V234H151ZM190 235H191V236H190ZM193 235H194V236H193ZM5 236H6V237H5ZM15 236H16V237H15ZM17 236H18V237H17ZM24 236H25L26 238H25ZM52 236H51V237H52ZM77 236H78V237H77ZM79 236L84 237V238L81 239V237H79ZM85 236H87V238H86ZM184 236H185V237H184ZM195 236H196V237H195ZM3 237H4V238H3ZM49 237H50V236H49ZM51 237H50V238H51ZM69 237H70V235H69ZM93 237H94L95 239H94ZM192 237H193V238H192ZM227 237H228V236H227ZM10 238H11V239H10ZM50 238H49V239H50ZM57 238H58V236H57ZM77 238H78L79 240H77ZM197 238H196V239H197ZM18 239H19V240H18ZM73 239H74V240H73ZM181 239H182V240H181ZM225 239H226V241H225ZM70 240H71V241H70ZM93 240H94V241H93ZM188 240H189V241H188ZM19 241H20V243L18 244ZM66 241H65V242H66ZM99 241H100V240H99ZM184 241H185V242H184ZM243 241H245V240H243ZM243 241H240V242L238 243V244H240V243H243V244H241V245H237V246H236L235 251H234V253H235L236 255H234V253H233V254L230 255L229 257L227 256L229 259L224 258V261H222V263L215 262V264H237V263L242 259V257H243V254H242V253H243V252L245 251V249L248 248L249 245H250V242H247V245H246V243L243 242ZM47 242H48V241H47ZM47 242H45V243L43 242L44 244L42 243V246H44V245L47 246V244L49 243V242H48V243H47ZM79 242H80V244H78ZM190 242H191V245L189 244ZM14 243H15L14 246L17 245L18 247L16 246L15 248H12ZM33 243H34V244H33ZM35 243H36V244H35ZM46 243H47V244H46ZM177 243H174V244H177ZM187 243H188V244H187ZM226 243H227V244H226ZM244 243H245V244H244ZM9 244H10V245H9ZM25 244H27V243H25ZM31 244H32V245H31ZM81 244H82V245H81ZM185 244H187V245H185ZM19 245H20V247H19ZM30 245H31V246H30ZM35 245H36V247H34ZM79 245H80V246H79ZM154 245L158 247L157 244H152V245H150V244H149V245L146 244V246L143 247L144 252L146 251L145 253H148V252L153 251V249L155 250V248L157 249V247H155ZM172 245H173V244H172ZM172 245H170V246L172 247ZM188 245H190V247H189ZM221 245H223V246L225 247V249H224V247H222ZM225 245H226V246H225ZM227 245H228V246H227ZM29 246L32 248V250H31V248H30ZM164 246H165V245H164ZM170 246H167V249H168V250H170L171 252L176 251L175 248H174V250H173V248L171 249ZM174 246H175V245H174ZM174 246H173V247H174ZM198 246H202V242L199 243ZM198 246H196V247H198ZM219 246H221L222 248L219 247ZM162 247H163V246H162ZM196 247H194V248H196ZM10 248H11V249H10ZM18 248H19V250H17ZM26 248H29V249H26ZM34 248L36 249L35 251L33 250ZM147 248H148V249H147ZM165 248H166V247H165ZM165 248H164V250H165ZM169 248H170V249H169ZM176 248H177V247H176ZM194 248H193V249H194ZM219 248H220V249H219ZM226 248H228V249H226ZM237 248H238V249H237ZM13 249H14V250H13ZM25 249H26V250H25ZM145 249H146V250H145ZM167 249H166V251H167ZM28 250H29V251H28ZM172 250H173V251H172ZM218 250H219V251H218ZM236 250H237V251H236ZM27 251H28L30 254L27 253ZM32 251H34V252H32ZM241 251H242V252H241ZM6 252H5V253H6ZM16 252H18L19 254H18V253L15 254ZM37 252H38L39 256H40V254H41L40 259L38 258L39 256H38ZM191 252H192V250H191ZM12 253H14V254H12ZM33 253H36V254H33ZM167 253H168V251H167ZM169 253H170V252H169ZM174 253H175V252H174ZM174 253H173V254H174ZM10 254H12V255H10ZM28 254H29V255H28ZM31 254H32V255H31ZM48 254H51V255H48ZM77 254H78V256H77ZM171 254H172V253H171ZM215 254H216V255H215ZM15 255H17V256H15ZM34 255H36V256L34 257ZM152 255H155V254L153 253V254H151V256H152ZM241 255H242V256H241ZM6 256H8V258H5ZM49 256H51V257H50L51 259L49 258ZM234 256H235V257H234ZM240 256H241V257H240ZM13 257H14V259H16L15 261H14V259H11V258H13ZM16 257H17V258H16ZM36 257H37L38 259H36ZM153 257L156 258V257H158V256L155 255V256H152V258H153ZM233 257H234V258H233ZM28 258H30V259H28ZM41 258H42V260H41ZM46 258H47V259H46ZM152 258H151L150 260L145 261L144 264H149V263H150V264H154V263H152V262H155V264H156V263H159L160 260H159V261L157 260V259H159V258H156V259L153 258L154 260H152ZM178 258L181 259L182 256H180V257L178 256L177 258H175V259H177L176 263L178 262V264H180V263L182 262V260H181V262H180V261H178ZM239 258H241V259L239 260ZM27 259H28V262H27ZM49 259H50V260H49ZM53 259H55V257H54ZM94 259H96V258H93V256H92V258L87 259V263H88V264H94V262H96V261L93 262ZM163 259H164V260H163ZM173 259H174V258H173ZM175 259H174V261H175ZM29 260H30V261H29ZM38 260H39V261H38ZM43 260H45L47 263H46L45 261L43 262ZM47 260H48V261H47ZM51 260H52V261H51ZM89 260H92V263H90L91 261L89 262ZM225 260H227V261L225 262ZM231 260H232V261H231ZM238 260H239V261H238ZM263 260H264V256L261 258V261H263ZM5 261H6V262H5ZM11 261H12V262H11ZM19 261H20V262H19ZM40 261H41L42 263H41ZM72 261H74V263H73ZM172 261H173V260H172ZM257 261H259V262H257V263H259V264L261 263L260 259L257 260ZM26 262H27V263H26ZM34 262H37V263H34ZM56 262H57V263H56ZM160 262H161V263H159V264H170V263H171V260H170L169 258H168V259H166V258H162ZM179 262H180V263H179ZM224 262H225V263H224ZM102 263H104V264L106 263V264H107L108 262H102ZM29 264H30V263H29Z\"/></svg>",
  "mask_w": 264,
  "mask_h": 264
}]
</instances>
